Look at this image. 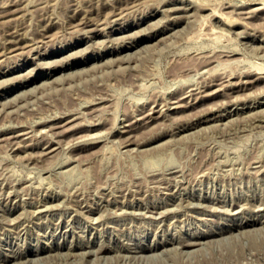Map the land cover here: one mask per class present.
I'll list each match as a JSON object with an SVG mask.
<instances>
[{
	"label": "rangeland",
	"instance_id": "1",
	"mask_svg": "<svg viewBox=\"0 0 264 264\" xmlns=\"http://www.w3.org/2000/svg\"><path fill=\"white\" fill-rule=\"evenodd\" d=\"M12 1H13V3H12ZM131 1L130 0H128V1L127 0H15V2H14V0H0V40H1L0 41V45L4 44V45L1 46V51L3 50L2 53H4V55L3 54H0V68H3L2 70L0 69V77L3 79L2 80L0 78V82L1 81L3 82L4 79L6 80V81H4V82H6V84H3L2 82L0 83L2 85V86H0V92H1L0 93V98H1L0 100L3 99L2 103H0V106H2L0 108V111H1L0 112V125H2L3 127H5V129H6L5 130L2 126H0V127L3 128V130H2V128H0L1 129V131H0L1 132L0 133V137H1L0 138L1 139L0 142H1V145L3 144L2 146L0 145V174L2 175L1 172H4V176H5L4 177L2 175L0 177V180L1 181L3 180V177H4V180L2 182L0 181V183H1L0 184L1 185L0 188L2 187V189L5 190V191L4 190L2 191L3 193L1 192L2 189L0 190V192H1L0 197L2 198V196L4 195L3 196V199L0 198V204H1V206H0L1 207V209H0V213H1L0 214V222H1V219L3 218L2 219V222L4 223V224L2 222L0 223L1 224V226H0V239L2 241V242L0 241V255L3 253L0 256V259L2 258L0 260L1 261L0 263L1 264H6V263L7 264H14V261H16V264H17V261H18L19 264H22V260H23V264H26V263H24V261L27 262V260H28V262L30 261L29 262L30 264H81L80 261L82 262V260H83V262H84L86 260L85 261L86 264H103V263L104 264H107V263L108 264H114V262H115V264H118V263L121 264L123 262H124V264H264V234L262 235V233L264 231L263 230V228H264V220H262V219H264V218H262V217H264L263 216L264 215V209L262 207V205L264 206V203H263L264 202V199H263L264 198V196H263L264 195V191H263V189H264V183H263L264 182V167H263V165H264V120H262V117H264V114H263L264 113V109H262V111H261V107L264 108V98H263L264 97V82H262V80L264 79V76H262L264 74V8H262L264 6L263 5L264 4V0H178V1L177 0H173V1L172 0H168V1L167 0H165V1L164 0H161V1L160 0H139V1L138 0L137 1L134 0V2L133 1L131 2ZM182 1H184V2H182ZM6 2H8V3H6ZM9 2H11L12 5L9 4ZM19 2H21V4ZM160 2H162V3L160 4ZM165 2H167V3H165ZM171 2H173V3H171ZM4 3H6V5ZM187 3L190 5V7L188 6ZM228 3H229V5L227 6L226 4H228ZM238 3H241L243 5H241V4H239L238 6L237 5H234V4H238ZM1 4L4 5V6L1 7ZM14 4L15 5L17 4L18 6L19 5L20 6L17 7V5H16L17 8L15 9L14 8L15 7ZM159 4H160V6L162 5L161 7L164 9V12L158 10V8L159 9H162L160 6H158ZM194 4H198V5H194ZM203 4H204V6H203ZM244 4H246V5L249 4L248 10H247V7L248 6H246ZM261 4L263 6H261ZM21 5H22V7H21ZM206 5H207V7H206ZM224 5H226V6L224 7ZM173 6H175V7H177V6L181 7L182 6V8H180L181 10L179 9V7L177 9H173L174 8ZM192 6L195 9L192 8ZM229 6L231 8L233 6H235V7H233L232 9H230ZM7 7H9V8H7ZM153 7L155 9H153ZM167 7H171L174 11L171 8L169 9ZM186 7H187V9H186ZM198 7L200 8V10H199ZM202 7H204V8L206 7V8L203 9ZM222 7H223V9H222ZM236 7H238V8H236ZM253 7L255 8V10H254ZM4 8H6V9H4ZM10 8L13 9V10H11ZM196 8L199 10L198 12L201 11L199 14H198V12L195 13L197 11ZM211 8H212V10H211ZM228 8L230 9V11H229ZM245 8H246V11H243V10H245ZM258 8H259V10H256ZM3 9H4V11H3ZM17 9L22 10L23 13H22V11L17 10ZM184 9H185V11H184ZM215 9H218L220 14L217 13L218 11L215 10ZM239 9H240V11L241 10L242 11L240 12ZM260 9H262L263 11L260 10ZM119 10L120 11L122 10V12H120ZM191 10L194 12V14H191L193 17L190 15ZM224 10L225 11L227 10V12L229 13V16H228V13L225 12ZM15 11H17L16 12L17 15H16ZM112 11H115V13L119 12L120 14L119 13L118 14H113L114 12H112ZM149 11H150L151 14L149 13ZM156 11H157V13H156ZM165 11H167V12H165ZM202 11H204V12H202ZM232 11H234L233 14H231ZM249 11H251V14H249L250 13ZM11 12H13V14H11ZM168 12L171 13V14H173V16L170 15ZM213 12H214V14L216 16L215 15L211 16L213 14ZM246 12L248 14H246ZM253 12H255V13H253ZM18 13L19 14L22 13V15L21 14L19 15ZM163 13H164V16L168 15V17L167 16L164 17L163 16ZM175 13H176V15H175ZM201 13H203V14H201ZM210 13H212V14H210ZM182 14H184V15H182ZM185 14H186V16L188 14L189 17L187 16V18H186ZM241 14H242V16H241ZM9 15H10V17H9ZM13 15H16V16L14 17ZM208 15H210L209 16L210 18H208ZM220 15H222V16L226 15L228 17L231 16L232 18L234 16H236V17L233 18L234 21H233L232 24H230L231 26L229 25L230 26L229 27V26H226V25L222 24L221 18L219 17ZM251 15H253V17ZM117 16H119V17H117ZM159 16L162 18V20H161V18ZM247 16H249V18H247ZM260 16H262V17H260ZM7 17H9V19ZM78 17H81V18H78ZM115 17H117V18H115ZM172 17H174V18H172ZM177 17H179L180 19L177 18ZM6 18H7V20H6ZM112 18L115 21L111 20ZM157 18L159 19L158 22H161V23H158V26L159 27H157V25H154V24H157V21H155L156 23L153 22V20L154 19L156 20ZM164 18H166V19H164ZM167 18L169 20H167ZM2 19H4V21ZM10 19L12 20L11 23H10V21L8 22V20H10ZM82 19H84V20H82ZM139 19H140V21H139ZM171 19L172 20L175 19L174 22ZM237 19L240 22L242 20L241 24H243V25H241L239 23V25L237 26V24H238V21L236 22ZM177 20H178V22H177ZM188 20H190V21H188ZM243 20H245V21H243ZM48 21H49V23H48ZM77 21H80V22L82 21V22L80 23V22H77ZM138 21L140 22L139 24H138ZM149 21L150 22H153V23L150 24ZM247 21H249V22H247ZM99 22L100 23L102 22V23L99 24ZM130 22L133 23V24H131ZM243 22L244 23H248V24H244ZM75 23H80V24L78 25V24H75ZM103 23H104V25L106 23V25H108V26H105L106 28L103 27L104 26ZM148 23L151 26H153V27H151V26H147L146 27V25H148ZM12 24H13V26H12ZM49 24H50V26H49ZM216 24H217V26H216ZM95 25H98V26L95 27ZM111 25H113V26L111 27ZM141 25H143V26H141ZM209 25H210V27H208ZM218 25H221V26H218ZM42 26L43 27H46V28H43ZM85 26L86 27H89V29L88 28L86 29ZM100 26H101V28H100ZM139 26L141 28H143V29H144V27L148 28V30H146V28L144 29L147 32H145V31L142 32V29ZM154 26H156L157 28L154 27ZM211 26H213V27H211ZM222 26H224V30L223 31L221 30V28L223 29ZM246 26H248L249 28L248 27L246 28ZM93 27H95L96 29L98 28L97 29L98 31L96 29H94ZM164 27H167V28H164ZM177 27H178V30H177ZM214 27L215 28L217 27L215 31L213 30ZM225 27L228 30H226ZM250 27L251 28L253 27L252 29H255V27H256V29H258V30L255 29L256 32L253 33L254 30H252ZM11 28L13 29V32L15 31L14 33L12 32V29ZM118 28H119V30H118ZM122 28H123V30H121ZM211 28H213V29H211ZM6 29H8V30L6 31ZM84 29L87 30V31H89V32L85 31ZM100 29H101V31H100ZM108 29H110V30H108ZM152 29H154L155 31L152 30ZM160 29H161V32H160ZM173 29L177 30V31H175L174 34H172L174 32ZM218 29L221 30L220 33L222 32V35H219L220 33H219V30ZM233 29H235V30L233 31ZM16 30L18 31V33H17ZM92 30L94 32H92ZM106 30H108L110 34L109 33H106L107 32ZM133 30H135V31H133ZM230 30H231V32L228 33L227 31H230ZM8 31H11V32H8ZM81 31H83V34L82 35L80 34V33H82ZM84 31H85V33H84ZM137 31L138 32L141 31V32L138 34ZM216 31H218V32H216ZM224 31H226L227 33L224 34L223 33ZM19 32H21V33L23 32L24 34L23 33L21 34ZM86 32L89 35H87L85 37L83 35H86ZM98 32H99V34H98ZM128 32L130 33L128 35V37L129 36H132L131 35L132 34L131 32H133V33L135 32L134 34H138V35H136V38H135V35H133L131 38L130 37L128 38L126 36L128 34ZM153 32H155V33H153ZM213 32L216 35H214ZM246 32H248L249 35L246 34ZM9 33L10 34L12 33L11 34V37L13 36L12 37L13 39L10 37V34ZM91 33L94 34V35H92ZM148 33H152V35L151 34H148ZM169 33H170V35H169ZM217 33H219V34H217ZM25 34L26 35H29L30 37L33 36L32 37V40H30L31 38H29V36H27L28 37V40H26L27 37L25 36ZM42 34H43V37H40V35L42 36ZM103 34H105V35L103 36ZM122 34H124L126 38L123 37ZM259 34H261L262 36L259 35ZM108 35L110 37H108ZM119 35H121V37L125 38V39H123V38L119 37L120 39L123 40L124 44H123L122 40H119V39H116L115 40L114 37L117 38ZM148 35L149 36L151 35V36L149 37ZM165 35L166 36L168 35L169 37L164 38ZM34 36H35V38H34ZM75 36H77V37H75ZM162 36H163V38H162ZM4 37H6L7 39L4 38ZM9 37H10V40H9ZM81 37H82V39H81ZM101 37L104 40L106 39V42H107V45L108 46L106 45V42L103 41V39L100 40ZM106 37H108V38H106ZM112 37L114 39H112ZM256 38H257V40H256ZM4 39H6V40L4 41ZM11 39H12V41H11ZM33 39H36V40H34V42H33ZM80 39H81V41H80ZM97 39H99L100 42H97L98 41ZM107 39H108V41H110L111 45L107 41ZM162 39H163V41H162ZM2 40H3L4 43L2 42ZM7 40H9L11 44L9 42H6ZM88 40L90 41L89 46H87V44L89 43ZM112 40H114V43H113ZM126 40H128V41H126ZM144 40H145V42H144ZM13 41H16V43L15 42L13 43ZM20 41H21V43H20ZM30 41H32L33 43L31 44ZM39 41L40 42H43V43L41 44ZM101 41H102V43H101ZM25 42H28L29 45L28 44L26 45ZM116 42H118V44H117L118 47L115 46L116 45ZM154 42H156V43H154ZM37 43L40 44V45H38ZM95 43L96 44L99 43V44L93 46L92 44H95ZM112 43H113V45H112ZM132 43H133V45H131ZM6 44H7V47H9V48L6 47ZM35 44H36V46L37 45L38 46L36 47ZM61 44H63V45H61ZM14 45H17V46L19 45V46L18 47L15 46V49H14ZM23 45H25V47ZM32 45H34L36 48L35 47L33 48ZM103 45H104V47H103ZM128 45H129V47H128ZM145 45H148V46L144 47ZM3 46H4V48H3ZM28 46H30L29 49H28ZM83 46H84L85 50H84ZM109 46H112V47H109ZM19 47H21V48H19ZM89 47H91V48L93 47V48L91 49ZM105 47H106V49H105ZM12 48H13V50H12ZM77 48H82L81 49L82 50L81 51V54L78 52L80 50H77V55L75 54V52H76L75 50ZM99 48H101V50ZM139 48L140 49L143 48V49L139 51ZM8 49L10 51H12V52L10 53ZM22 49H23V51H22ZM33 49H34V51H33ZM36 49L37 50L40 49L39 52L36 51ZM135 50H136V54L134 52ZM226 50H228V51H226ZM71 51H73L74 53L73 52L71 53ZM111 51H112V53H111ZM137 51H139V52H137ZM221 51L222 52L224 51L223 52L224 54H222ZM16 52H18V53L15 54ZM52 52H53V54H52ZM67 52L68 53L70 52L68 57L65 56V55H68ZM97 52H99V53H97ZM126 52L128 54L129 53H133L135 55L134 56L132 54L134 56V58H133V56L131 57V54H129V56H128V54ZM29 53H31V54H29ZM40 53H41V55H40ZM61 53H63V54H61ZM88 53H89V55H88ZM71 54H73V55H71ZM124 54H126V56ZM2 55H3V57H1ZM27 55H30V56H27ZM62 55H63V57H62ZM116 55L117 56L123 55V56H121L122 57L121 60H123V61L122 62L119 61L120 60L119 59L120 57L119 58L118 57L116 58ZM210 55H212L213 57L210 56ZM220 55H223V56L225 55L226 58H225V56L224 57L222 56L223 58L221 57L222 58L221 59L220 58ZM4 56H6V57L4 58ZM25 56L27 58H25ZM59 56L61 57V59L63 58L62 61L60 60ZM18 57H19V59H18ZM41 57H44V58H41ZM64 57L67 58L66 61H65ZM100 57H101V59H99ZM107 57H108V59L109 58L112 59V60L110 59L111 60V63H108V60L106 59ZM114 57H115L116 62H118V64H120V65L117 66L116 65L117 63H114L115 62ZM214 57H215V59L218 58V60H216V61H219L220 64H218L219 62H216L215 61ZM227 57H229L231 60L229 58L227 59ZM51 58H53V59L54 58H56V59L59 58L58 59L59 61H57L56 59H54V61L55 62L57 61L58 64L57 63L56 64H53L55 62L51 61V60H53ZM211 58H212V60H211ZM1 59H3V60H1ZM105 59H106L107 63L105 62ZM117 59H119V60H117ZM225 59H226V63H223L222 61L224 60V62H225ZM37 60H38V63H37ZM46 60L48 62V65H50L49 67H48V65H46L47 63L46 64L43 63ZM103 60H104L103 63H105L103 65L104 67L101 64ZM110 60H109V62H110ZM125 60H127V61H125ZM131 60H132V62H131ZM205 60H207V61H205ZM40 61L42 63H40ZM50 61L52 63H50ZM60 61L62 62V64L64 63L63 66L60 65L61 64ZM99 61H100V64L101 65H99ZM211 61H213L214 64ZM127 62L129 64L128 66H126L127 65ZM221 62H222V64H221ZM94 63H97V65L94 64ZM215 63L217 65H215ZM107 64H108V66L110 64L111 65L113 64L112 65L113 67H111V66H109V67L105 66ZM39 65L41 66V68H40ZM88 65H92V66H88ZM95 65H96V68H95ZM31 66L32 67L34 66L33 69H32ZM206 66L207 67L209 66V68L206 69ZM215 66H217V67H215ZM13 67H14L15 70L13 69ZM69 67H71V68H69ZM83 67L86 70H83L82 69ZM90 67H92V68H90ZM213 67H214V69H213L214 72H216L217 70L219 72L217 71V73H214L213 70H212ZM29 68H30V70H28ZM199 68H201V69H199ZM74 69L76 70L75 73H73L74 72ZM79 69L81 70V72H80ZM77 70H79V71H77ZM207 70L210 71L209 72V75L211 73V75H210L211 77H209L208 74H206L207 73ZM5 71H6V73H5ZM29 71H32V72L30 73ZM69 71H71V74H70ZM221 71H223V72H221ZM224 71L227 72V73H225ZM260 71L262 72V75H261ZM20 72L23 73V74H25V73L26 74L25 75L22 74L23 77H21ZM62 72H63V74H62ZM220 72L222 73V76H221V73ZM231 72H233V76H232ZM201 73H204L206 75L201 74ZM244 73H245V75H244ZM17 74H18V76L20 75V77L17 78L16 77ZM28 74H30V75H28ZM48 74H49V76H48ZM59 74L63 75L64 77L67 74V77L64 78L63 76H61ZM27 75H28V77H27ZM56 75L57 76L59 75L60 77L59 76L57 77ZM71 75H72L73 78H71ZM203 75L206 76L207 78L204 77ZM214 75H216V76L218 75L217 78H215L216 76H214ZM230 75L232 76V78H230ZM255 75L258 76V79H257V76L255 77ZM260 75H261V79H260ZM9 77L10 78L11 77L14 78V79L11 78V80H14L15 83H14V81H11ZM54 77H55V79H54L55 81L53 80ZM208 77H209V79H208ZM249 77H250L249 80H252L253 82L252 81H249V80H248L249 82L247 81V79ZM15 78L16 79H19V80H16ZM56 78H60V79L63 78V80L62 81L60 80V82H61L60 83L58 81L59 79H56ZM239 78H241V79H239ZM51 79H52V81H51ZM64 79L67 80L68 82L65 81ZM214 79H216V80H214ZM224 79H225V81H224ZM226 79H227V81H226ZM228 80H230L231 82L228 81ZM43 81H45L46 83L43 84L42 83ZM56 81H58L59 83L58 82L56 83ZM237 81L238 82L240 81L241 83L240 82L239 83L241 85ZM242 81L244 83H242ZM63 82H66V83H63ZM224 82H227V83H224ZM234 82H236L237 84L236 83L234 84ZM9 83H10V86H9ZM40 83H41L40 87L39 86H34V84L35 85H38ZM195 83H196V85H195ZM214 83L215 84L218 83V84L215 85ZM219 83H223L224 85L223 84L219 85ZM188 84H189V87H188ZM197 84H199V86ZM208 84H210V85H208ZM244 84H245V86H244ZM184 85L187 86V88H189V90H191V89H192V91L199 90V92H194V93L197 94V95H195L192 91H189ZM192 85H195V87L192 86ZM231 85H232V87H231ZM234 85H237V86H234ZM11 86H12V88H11ZM31 86H32L31 91L34 89V92H31L30 89H28V88H31ZM218 86H220L219 87V90H218V88H215V87H218ZM184 87L187 90V92L184 89ZM191 87H194L195 89L193 90V88H191ZM197 87L199 89L196 90ZM208 87H210V89ZM213 87H214V91L211 90V89H213ZM25 88H27V91L28 90L30 91V94H29V91L27 92L29 95L28 94H24L26 92V89ZM181 88H182V90H181ZM221 88H223V89H221ZM215 89H217L218 91H216ZM179 90L182 92V95H181V93H180ZM205 90H206V92H205ZM207 90H209V91H207ZM171 91H174V92L172 93ZM177 91L180 93L181 99H180V97H179L180 95H179V93ZM211 91L214 92V93H212ZM220 91L221 92L225 91V92H223V95H222ZM229 91H231V92H229ZM184 92L186 93V95H185ZM207 92H211V94L209 93L211 95V98H210V95L207 94ZM15 93H17L19 95L18 98H20V99H18L16 97L18 95H16ZM99 93L102 94V95H100ZM188 93H189V95L190 94L191 95L190 96L187 95ZM201 93H205V94H203L205 97H202V94ZM217 93H218V95H216ZM224 93L225 94L228 93V94L225 95ZM230 93H232L233 95H231ZM14 94L16 96H13ZM27 95H28L29 98L27 97ZM171 95H173V96H171ZM193 95H195L196 97L195 96L193 97ZM198 95H199V98H198ZM12 96L14 98H17L14 101L18 100L15 103L16 105L14 104V102H12L13 101L11 99ZM20 96H24V97H20ZM90 96H92V97H90ZM102 96H103V98H102ZM167 96H168V98H167ZM225 96L226 97L230 96L229 97V100ZM6 97L7 98L10 97L9 100H12L11 103H10V101L9 102L6 101V100H8V99H6ZM25 97H27V99ZM85 97H87V98H85ZM177 97H178L179 100L177 99ZM236 97L239 98V99H236ZM80 98L82 100L85 98V100H83V102H81L82 100ZM91 98L92 99L94 98L92 104L89 103V102L92 101ZM166 98H167V100L164 101V102L166 103L168 101L167 102L168 104L167 103L166 104L163 103V100H165ZM194 98H195V100H194ZM196 98H197V100H196ZM231 98H233L234 101L235 100H237V101L234 102L233 100H231ZM241 98H243V100ZM256 98L257 99L259 98V99L256 100ZM4 99H5V101H4ZM22 99H23V101H22ZM88 99H89V101H87ZM99 99H102L103 101L102 100L100 101ZM174 99H176V100H174ZM19 100H21V101H19ZM152 100H153V103H152ZM154 100L155 101L157 100L158 103H157V101L155 102ZM193 100H194V102H193ZM24 101H25V103H24ZM79 101L81 102V104H80ZM84 101L87 102L86 103L87 105L85 104ZM95 101L97 102L98 105L96 104ZM178 101H180V102H178ZM230 101H233V103L230 102ZM251 101H253V102H251ZM22 102H23V104H22ZM77 102H78V104H77ZM154 102L156 103V105H155ZM182 102H184V103L189 102L190 104L187 103L186 106H185ZM236 102L239 103V104H237ZM159 103L160 104L162 103V105H163L162 107L164 109L162 107H160L161 105ZM179 103H180V105H179ZM181 103H182V106H181ZM258 103H260V104H258ZM12 104H14V106H12ZM18 104L22 105V107H20V105H19V107L21 109L18 107L19 108V111H16V112H20V113H14L15 112L14 110L17 109V105ZM24 104L26 106V109L23 108L24 107L23 106ZM79 104L80 105H83V107H86V108H83L82 106L79 107ZM150 104H152V105H150ZM174 104H176V105H174ZM191 104H193V105L191 106ZM194 104L195 105L197 104V105L194 106ZM230 104H231V106H230ZM233 104L235 105L234 107H233ZM9 105H10V107H9ZM153 105L155 107H153ZM166 105H167V107L169 106L172 110L169 109V107L166 108ZM204 105L206 106L205 108H204ZM243 105H244V107H243ZM70 106H72V107L70 108ZM144 106L145 107L147 106V108H145ZM175 106H177V107L179 106V107L177 108ZM207 106H208V108H207ZM214 106H215V108H213ZM63 107H64V109L66 108V110H67V108L68 109L70 108V110H68V112H71L73 115L71 113H69V115H68L66 113L67 111L64 110ZM77 107L80 108L81 110L78 109ZM90 107H92V108H90ZM142 107H144L145 109L142 108ZM149 107L150 108L152 107L151 108L152 110L156 108L157 111H156V109H155V111L157 112V115L159 116V114H161L162 116L161 117L160 116L158 117L155 114V111H154L152 113L154 119L152 118V119H150L151 121L150 120L149 121L147 120V122H146V117L145 116H147L150 113L149 111L151 110V109H148ZM196 107H197V109H195ZM202 107H203V110H202ZM227 107L228 108L230 107L229 108L230 110ZM231 107L233 108L232 110H231ZM239 107H240V109H239ZM8 108H10V109L12 108V109L10 110ZM13 108H16V109L13 110ZM73 108L75 110H73ZM88 108H90V110H92V111H90ZM206 108H207V110H206ZM209 108L210 109H213V110H210L211 112H209L208 111ZM218 108L221 109V110H219ZM255 108H257V109H255ZM2 109H3V111H2ZM71 109H72V111H71ZM76 109H78L79 112H78V110L76 111ZM95 109H96V114L99 112L98 115L101 117V119H99L100 118L99 116H97L96 114H94ZM142 109H143L144 112L142 111ZM193 109L196 110V111H194ZM215 109L218 110V111H216ZM253 109L254 110H257V111L259 109L260 112L258 111V113H257ZM5 110L6 111L8 110L9 113L7 112L8 113L7 114ZM59 110H60V113H59ZM61 110H64V111L61 112ZM147 110H149V111H147ZM161 110H162V112L159 113V111H161ZM192 110H193V113H195V115L192 114V113H190V111L192 112ZM200 110L202 112H200ZM225 110H227V112ZM12 111H13V113H11ZM74 111L76 112V114L74 113ZM213 111H214V113H213ZM251 111L252 112L254 111L255 112V116L256 115L257 116L255 117L254 116V113H253V116H251V115L249 116V114H252ZM77 112H78L79 115H77ZM91 112H93V113H91ZM164 112H167V113H164ZM196 112H199V114L200 113L203 114V112H205L206 115L204 113L201 116V114L200 115L198 113L196 114ZM52 113L53 114L54 113L55 114L58 113L57 114L58 116L55 115V114L53 115ZM83 113H84V115H82ZM133 113L136 114V115H138L140 118L138 116H136V115H135L136 116L135 117ZM143 113H147V114L144 115V116H142ZM168 113H170L169 114L170 117H168L169 116V115H167ZM175 113H177V114H175ZM215 113H217V114L220 113V114H222V116L221 115H217V114L215 116ZM226 113H227V115H226ZM245 113H246L247 116L244 115ZM48 114H50V115L52 114L53 117H51L52 115L49 116ZM89 114H91L90 117H89ZM174 114L176 116H174ZM189 114L190 115L192 114V115L190 116ZM223 114H224V116H223ZM232 114L235 115L234 116L235 118L233 117ZM261 114H263V116H261ZM80 115H82V118H81ZM163 115L166 116V117H168L169 119L165 118ZM178 115H180V117L179 118H176V121L177 122L175 124H173L175 122L174 121L175 120V117H178ZM186 115H188V116H186ZM41 116H43L44 119ZM66 116L68 118L70 116L71 117H73V116H77L78 117L79 116L80 118L78 117V119H77V117H74L73 118L74 120L72 119L69 122L71 125L68 123V125H67L68 127L65 129V133H64V130L62 129L63 126H61V128L60 127L58 128V127H55L53 124L54 123L55 124L59 123L62 120V118L63 119L64 118H67ZM83 116H84V118L86 117L87 119L86 120L83 119ZM127 116H129V117L127 118ZM172 116L174 118L173 122H172V119H173ZM193 116L195 117V119L198 117L197 118L198 120L197 119L196 120L193 119L192 118ZM212 116H214V118ZM240 116H241L242 119H238V118H240ZM38 117H41L42 119L41 118H38ZM133 117H135V118H133ZM236 117H238V118H236ZM253 117H254V119L255 118L256 119L253 120ZM47 118H49V119H47ZM93 118L95 120L98 118L96 121L98 122V124L100 123L99 126H98L97 122L95 123V120ZM102 118H105V119L103 120ZM141 118L142 119H145V121L144 120L142 121ZM163 118H164V121L162 120ZM181 118L184 119V120H186V121L188 119V121L187 122L186 121L183 122L184 120H182ZM38 119L41 120V122ZM50 119H51L52 122L49 121ZM130 119H131V123H132L131 126H130V123H127V122L130 121ZM159 119H160V121H159ZM170 119H171V122L172 123H168V122H170L169 121ZM208 119H211V120L208 121ZM230 119H233V120H230ZM236 119L238 121H236ZM42 120H44V122ZM58 120H60V121H58ZM100 120H102V121L100 122ZM178 120L180 122V125L178 123ZM189 120H190V122H189ZM222 120H224V121H222ZM17 121H19V123ZM34 121H36V122H34ZM38 121L40 122L41 125L38 124L39 123ZM86 121H89V122H87V125H86ZM103 121H104V123H103ZM216 121L219 122V123L220 122H223V123L226 122V123L225 124H223V123L222 124H219ZM233 121H236V122H233ZM258 121H259V123L256 124ZM15 122L17 124H15ZM29 122L31 124H32V122L33 123H36L35 124V127L36 128H34V126H32L34 124L30 125ZM50 122L53 123V124H51ZM77 122H79V124L84 122L83 123L84 125L83 124H80V126H82V127H80L79 124H76ZM135 122H136L137 125L135 124ZM143 122H144V124H143ZM154 122H156V123L159 122V123L155 124ZM211 122L214 123V124L212 125ZM227 122H229V123H227ZM3 123H4V125L5 124L6 125L4 126ZM24 123H26V124L28 123L27 124V127H25L26 124H24ZM92 123H95V124L92 125ZM126 123H127V126L129 125L128 127L126 126ZM146 123H148L149 125L146 124ZM150 123L152 125L155 124V126L153 127ZM187 123H189L190 126L191 127L193 126V127L191 128L189 126V124L187 125ZM216 123L218 124L217 125L218 127L216 126ZM13 124H15L14 127H13ZM22 124H24L23 127H22ZM47 124L48 125L50 124V126H52V125L54 126V127L53 126L51 127L52 129H54L56 131V132H54V134H53V131L54 130H52L51 128H48L47 127L48 126ZM140 124H142V125L140 126ZM209 124H210V127H206L205 126V125L209 126ZM226 124H228V125H226ZM17 125H19V126H17ZM72 125H74V126H72ZM101 125H104V126L102 127ZM177 125H178V127L176 128L175 126H177ZM182 125L184 126V128L185 127L186 128L183 129V126ZM197 125H198V127H197ZM200 125L203 126V127H200ZM7 126H9V129L10 130L8 129ZM11 126L13 127V129H11ZM70 126H72V128ZM93 126H94V128H93ZM171 126H172V129H171ZM15 127H16V129H14ZM84 127H86V128H84ZM149 127L150 128L152 127V128L150 129ZM195 127H197L196 129H198V128H203V129L196 130V129H194ZM29 128H31L32 130L29 129ZM37 128H39L38 131H37ZM42 128H44L43 130H44V133L45 134L43 133ZM47 128L48 129H51V130L48 131ZM70 128L72 129L71 131L68 130ZM148 128H149V130H146ZM160 128H162V129H160ZM163 128H165V129L163 130ZM45 129H47V130H45ZM57 129L59 131H57ZM87 129L88 130L90 129V130L88 131ZM97 129L98 130L100 129V130L98 131ZM101 129L103 131H107V132H104L105 134L104 133L102 134L100 132V131H102ZM121 129L124 132L123 131L121 132ZM192 129H194V130H192ZM20 130L21 131L22 130H24V131L27 130L26 131L27 134H25L26 136L29 135V133H30V135L27 138H25L26 136L23 134V135H21L23 138L21 137V140H17L18 142H20L19 143L20 145L21 144L22 145L26 144V141H27V144H26L27 146L26 145H24V146H22V145L21 146H18L19 145L18 143H14V141L12 139H9L8 138V135H10L11 133H13V131L16 132V131H20ZM111 130H112V132H111ZM145 130H146V132H145ZM170 130H172V131L170 132ZM66 131H67V134H69V135L66 134ZM75 131H76V133L78 132L77 135H76ZM130 131H133L134 133L133 132H130ZM153 131H154L155 134H153ZM157 131L160 132V134L158 133L159 135L156 133ZM162 131H164V133L166 132V134H163ZM31 132H32V135L33 136L35 134L37 135V133H38L37 136L36 135L34 136L37 139H35L34 137L32 138ZM33 132L35 134H33ZM84 132H86L87 134L86 133L84 134ZM94 132H96V135L98 134L97 135L98 138L96 136L94 137V135H95ZM114 132H117V133H114ZM151 132H152V136H151ZM2 133H4V134H2ZM39 133H41L42 138H41V136H40ZM90 133L94 137V138L92 137L93 139H91L90 137L88 138V136L90 135ZM99 133H101V135H99ZM119 133H121V134H119ZM132 133L134 135H131ZM139 133H141L140 136L142 135V137H139L138 136ZM185 133H188V134L186 135ZM46 134H48V135H46ZM57 134H59L60 136L58 135L59 136L58 137ZM80 134H82V135H80ZM127 134H129L128 136L131 135V137H130L132 139L131 141H130V138L127 136ZM147 134H148V137L150 136L149 138L148 137L146 138ZM161 134H163V135H161ZM180 134H182V135H180ZM52 135L53 136L55 135V137L58 138V139H56L55 137L52 138ZM63 135H64V137H62ZM78 135H79L80 138H82L81 141L78 140L79 139ZM169 135H171V136H169ZM6 136H7V138H6ZM45 136L47 138H49L48 141H47V138ZM48 136H50L52 139L50 137H48ZM86 136H87V138H86ZM99 136H100V138H103V139H100ZM118 136L119 137H122V139L124 138L125 141H124V139L123 140L120 139ZM179 136H181V137H179ZM182 136H184V137H182ZM2 137L4 139H6V141L3 140ZM61 137H62V139H61ZM66 137H68V140H67ZM83 137H85L86 139H88V141H86V139L83 138ZM117 137L119 138V141H118V139H115ZM135 137H138V138H135ZM153 137L154 138L156 137V140ZM69 138L70 139L73 138V140L72 139L69 140ZM139 138H141V139H139ZM143 138H146V139H143ZM174 138H177V139H174ZM19 139H20V137H19ZM23 139H24V141H23ZM90 139H91L92 143H91V141H89ZM94 139L95 140L97 139L96 140L97 142ZM112 139H113V141H111ZM134 139L137 140V142H135ZM7 140L8 141L11 140V141L8 142ZM30 140L32 141V145L31 146L29 144V143H31ZM35 140H37L38 143H37V141L35 142ZM40 140H41V142H40ZM49 140H51V141L49 142ZM63 140H65L66 142L65 141L63 142ZM83 140H84V142H83ZM98 140H100V142ZM114 140H116V141H114ZM42 141L44 143L47 142V143H45V144H47L46 147H45V144ZM139 141H141V143L144 144V145H142ZM33 142H34L35 145L33 144ZM56 142L59 143L60 145L59 144H56ZM70 142H72V143L69 144ZM75 142H76V144H75ZM85 142H87V144ZM114 142H116V143H114ZM131 142H134V143H131ZM127 143H128V145H127ZM136 143H139L138 146H137ZM92 144H94V145H92ZM8 145L11 148L8 147ZM13 145H15L17 149L14 148L15 146L13 147ZM42 145H44V146H42ZM48 145L51 148L53 147V149H52L53 151H49V152L47 151L48 150V148H47ZM57 145H58L59 148L58 147H54V146H57ZM62 145H64L65 147H63ZM73 145L75 146V148H74ZM80 145H81L82 148L80 147ZM154 145L156 146L155 148H154ZM25 146H26V149H25ZM132 146H135V148L132 147ZM144 146H146V147L148 146L147 148L150 149V151L148 149L149 153L147 152V148L144 147ZM151 146H152L153 149L151 148ZM20 147H21V149H19ZM41 147H42V150H41ZM69 147H70V149H72V151L69 149ZM127 148H130V149H127ZM133 148H134V150H133ZM56 149L57 150L59 149L58 152L60 153V155H59V153L57 151H55ZM61 149L63 151H61ZM25 150L27 151V154H26ZM89 150L91 151L90 153H89ZM138 150H140V151H138ZM141 150H142V152H141ZM152 150H153V152H151ZM36 151H38V152H36ZM43 151H45V152H43ZM79 151H81L80 152V156H79ZM93 151H94L95 155H94V153H92ZM95 151H97V152H95ZM136 151H138V152H136ZM35 152H36V154H35ZM52 152H54V153L56 152L55 153L56 155L54 153L52 154ZM71 152L73 153V155L75 153L76 157L73 156ZM84 152L85 153L87 152L88 154L86 153V155H84L85 154ZM15 153H16V155H15ZM28 153L31 154V155L33 153L32 157L35 156V155L36 156L34 158H32V157H30L31 155L29 156ZM38 153H41L42 155L41 154L40 155H37ZM47 153L50 155L52 161H49L50 158H48V155L46 156ZM81 153H83V154L81 155ZM25 154L27 156L23 157ZM89 154H91V155H89ZM144 154L146 156H143ZM52 155H55V156H52ZM69 155H72L73 157H75L77 159L74 160L75 158H73L72 156L70 158ZM92 155H94L93 157H96V158H93ZM96 155H98V156H96ZM38 156H41V159ZM42 156H43V158H42ZM258 156L260 157V159L258 158ZM86 157L89 158V159L91 157L92 158L89 161V159H87ZM253 157H256V158H253ZM54 158H55V160H54ZM63 158L66 159V161ZM69 158L71 159V161L73 159L74 162L73 161L72 162L71 161L68 162V160H70ZM81 158L82 159L84 158V159L82 160ZM85 158H86V160H85ZM56 159H58L57 162H56ZM254 159H256V160L259 159V161L258 160L256 161ZM28 161H30V162H28ZM62 161H65L64 162V165H59V164H63ZM87 161H89V162L86 164ZM54 162H56V164H54ZM260 162H261V166H259V168H258V165H256V163L260 164ZM65 163H67V165ZM75 163H77V165H75ZM250 163H251V165H250ZM72 164H74V165H72ZM253 164H254V166H253ZM67 166L68 167L75 166V167H73V169L71 168V170H70ZM176 166H177V168H176ZM251 167H253V168H251ZM3 168H4V170H3ZM66 168H68V170ZM162 169H164L165 171L162 170ZM172 169H174V170H172ZM178 169H179V171H178ZM160 170H161V172H160ZM167 170L168 171L170 170L169 171L170 173ZM203 170H204V172H203ZM260 170H262V171H260ZM153 171H157V172H155V174L152 176ZM158 172H160V173H158ZM176 172L180 173L182 177L180 176V174H178ZM200 172L202 173V175H200L201 174ZM156 173H157V175H156ZM164 173H166V174H164ZM172 174H173V176H172ZM176 174H178V175H176ZM158 175H160V177L162 178V181L163 182L161 181V178ZM164 175H166L167 177L164 176ZM145 177H147V178H145ZM150 177L153 178V179H150ZM169 177H174V178L172 179V178H169ZM157 179H158V181H157ZM170 179H171V181H170ZM175 179H178V180H175ZM159 180L161 181V183H159L160 182ZM4 181H6V182H4ZM145 181L148 184L145 183ZM174 181H176V182H174ZM178 181L179 182L181 181V183L177 184ZM9 182H10V184H9ZM11 182H13V184H11ZM168 182H170V184ZM172 182H174L175 184H173ZM2 183H3V186H2ZM140 184H142V185H140ZM151 184H152V186H150ZM156 184H157V186L155 187L154 185H156ZM165 184L166 185L168 184L166 186L167 188L164 186ZM11 185L12 186L14 185V187H13L14 189L12 188ZM129 185H131V186H129ZM132 185H135L137 187V189H135L136 187H134ZM8 186H9L10 189H8ZM140 186L142 188H140ZM180 186L182 188V192H181ZM27 187H28V189H27ZM128 187H130L132 189L134 188V190L131 189L134 193L131 192L130 188H128ZM261 187L263 188L262 190H261ZM29 188H30V190H29ZM120 188H123V190L120 189ZM124 188H125V190H124ZM127 188H128V191H127ZM144 188L146 190H148V193H146L147 191L145 192L144 190H142ZM168 188H169V190H168ZM187 188H189V189L186 190V191H184ZM192 188L194 190H191ZM12 189L15 190V191H12L10 193L8 190L11 191ZM25 189H27L29 192L31 191L32 194L29 193V192L27 193V191ZM81 189L82 190L84 189L85 191L84 190L82 191ZM22 190H23V194H22ZM72 190H74V191H72ZM135 190H138L137 191L138 193ZM141 190L143 191V193H142ZM172 190H174V191H172ZM211 190H213V192ZM254 190H255V192H254ZM6 191H8L10 194H6V193H8ZM36 191H38V194L36 193ZM98 191L101 192L103 195L101 193L98 194ZM122 191H126V193L124 194V192H122ZM166 191H167V193H166ZM199 191H202V194L203 195H201V192L199 193ZM208 191H209V193H208ZM214 191H216V192H214ZM16 192H18L20 194L18 195V193H16ZM40 192L43 195L40 194ZM56 192H57V194H56ZM72 192H73V194H71ZM74 192H76V193H74ZM78 192H79V194H78ZM83 192L85 194H83ZM87 192H88V194H87ZM105 192H107V193H105ZM154 192H156L158 195H160L159 196L160 198L157 197L158 195L156 193H154ZM160 192H161V194H160ZM163 192L165 194H163ZM171 192H172L173 195L171 194ZM252 192H253V194L254 193L256 194V193H259L260 192V194H256V195L254 194L253 195ZM262 192H263V195L261 194ZM25 193L31 195L32 197L31 196H28V195H25ZM67 193L70 194V195H67ZM81 193L83 194L84 197H83V199H81L82 198L81 197L82 195H81L80 196L81 198L78 201L77 197ZM110 193H111V196H110ZM135 193H137V194H135ZM144 193L146 194L147 197L144 196L145 195ZM198 193H199L200 197H199ZM15 194L17 196H19V197H17ZM65 194L67 196H72L73 198L70 200L71 197L70 198L68 197L69 198L68 199L67 196H65ZM76 194H78V195H76ZM120 194H121V196H120ZM184 194H186V195H184ZM189 194H190V196H189ZM204 194H207L208 196L207 195L205 196ZM230 194L233 195V197L230 198V196H231ZM251 194L254 197L251 196ZM22 195H23V198L24 199L22 198ZM61 195H63L64 197L61 196ZM88 195H90V196L88 197ZM92 195H93V197H92ZM98 195H100V196L102 195V196L100 197ZM133 195L135 197L134 199L132 198ZM137 195L138 196L140 195L139 196V199H138ZM174 195H176V196H174ZM211 195H212V197H211ZM215 195H217L219 197L217 198V196H215ZM247 195H249V196H247ZM257 195H258V197L260 195L263 197V198H260V200L262 199V201H261L262 204L260 203L259 198L256 197ZM25 196L26 197L28 196V198H26ZM43 196H44V199H46V201L48 203H46V201L44 199H42ZM54 196H56V197H54ZM109 196L111 197V199L109 198ZM115 196H116V198H115ZM179 196H181V197H179ZM191 196L195 200L189 199V197L191 198ZM214 196L216 198L215 199H212V198H214ZM4 197H6V198L4 199ZM8 197H9V199H8ZM122 197H124L125 200ZM126 197H128V200H127ZM140 197H142V198H140ZM156 197H157V199H156ZM162 197H164V199ZM165 197L169 200V202H168V200ZM195 197H199L201 199H198V198H195ZM10 198H11V200H10ZM12 198L13 199L15 198L14 201H12L13 200ZM30 198H31V200H30ZM33 198H34V200L36 202L32 200ZM52 198H53V200H52ZM86 198L88 200L89 199L90 200L89 201H86L87 200ZM97 198H102V199L101 200L100 199L97 200ZM131 198H132V200H131ZM181 198H183L185 200H183ZM241 198H243L244 201L246 200L245 202L247 203V206L252 203V205H249V206H250V208H251V206H253L255 209L252 207L253 209L251 210L249 207L244 206V205H246V203ZM254 198H256V199H254ZM38 199H39V201L40 200L41 201L38 202L37 201ZM63 199L66 200V201H63ZM106 199H108V200H106ZM143 199L145 200L144 201L145 203L147 201L149 203L147 202L146 203L147 205H146L142 201ZM150 199H153V200H150ZM188 199L191 201V203L189 202ZM205 199L208 201V204L210 202V205L207 204V201ZM210 199L212 201H210ZM221 199H223V200H221ZM20 200H22V201L24 200V201L22 202ZM42 200H44V201H42ZM60 200H62V201H60ZM67 200H68V202L70 201V204L72 203L70 205L71 206V209H70V206L69 207L67 206V204L69 205V203L67 202ZM72 200L73 201L75 200L74 203H73ZM81 200H82V203H81ZM91 200H92V202L94 204L90 202ZM99 200L101 202H103V201L104 202L101 203ZM159 200H161L160 201L161 203L159 202ZM170 200H173V201H171L172 203L170 202ZM225 200H227V201H225ZM257 200H258V202H257ZM2 201L6 202V203H4ZM106 201H107V204L105 203ZM108 201H109L110 206L108 204ZM121 201H123L124 203L122 202V204H121ZM135 201H137V202H135ZM186 201L188 202V206L186 204L187 203ZM198 201H200V202H198ZM231 201L232 202L234 201V202L232 203ZM252 201H254L255 203L252 202ZM33 202H35V205H34ZM41 202H43L44 204L41 203ZM51 202L52 203L53 202L54 203L55 202L58 203V204H54V203L51 204L52 206L55 205L53 207H56L55 210H53V211H52V209H54V208L51 207V205H50ZM64 202H67V203L64 204ZM176 202L177 203L179 202V204L177 205ZM194 202H195L196 205L194 204ZM215 202L218 203L219 205L216 204ZM235 202H237V203L240 202L239 204H242V205L244 203V205H243L244 207L240 208V206L238 204H236ZM9 203L11 205L13 204V206H15V207H13L11 205H8ZM18 203L20 205H22V204L23 205L22 206L19 205V208H18L17 207V204ZM60 203H61V205H60ZM62 203H63L64 206L62 205ZM132 203L133 204L135 203L136 205L135 204L133 205ZM137 203H139V205H137ZM159 203H160V205L162 204L161 205L162 207L159 205ZM166 203H167V205H166ZM173 203H174V205H173ZM181 203H182V205H180ZM197 203H199V204H197ZM258 203H260V204H258ZM2 204H3V207H2ZM47 204L50 205L49 206V207H51L50 209H49V207L47 208V206H48ZM73 204H75L77 206H75ZM78 204L80 206H82V207L80 208V206H78ZM84 204H85V206H84ZM88 204H92V205L90 206ZM154 204H156V206ZM201 204L202 205L203 204L204 205L206 204L207 206L205 207V206H202ZM221 204H222V206H221ZM230 204H231V206H230ZM257 204L260 205V206L258 207ZM56 205H58L61 208H59ZM93 205L96 206V207L94 208ZM102 205L103 206L105 205L106 208H105V206L103 207ZM151 205H153V206H151ZM223 205L224 206L227 205V206L226 207H223ZM6 206L7 207L9 206L8 209H6L7 208ZM36 206H37L38 209L36 208ZM39 206H40V208H39ZM88 206L90 207V209H88ZM122 206H124V207H122ZM185 206H186V208H185ZM198 206L201 207V208H199ZM215 206H217V208H219V209L221 208L220 211H219V209H216ZM12 207H13V209H12ZM42 207L45 210L41 209ZM108 207H110V209ZM163 207H165L166 209L163 208ZM167 207L173 208L172 210L169 209L170 210V213H169V210H168ZM222 207L225 208V210H222L223 209ZM260 207H262V208L260 209ZM30 208H32V209H30ZM35 208H36V212H35ZM76 208H78L77 210L80 211V212H83V210H85V208H86V210L82 213V214H84V213L85 214L84 215L81 214V217H80L79 216V213L80 212H77L78 216H76V213H75L77 211ZM92 208H93V210H92ZM102 208H104V212H102V210H103ZM127 208L129 209V211H128ZM135 208H136V210H135ZM211 208H213V211L216 210V213H215V211L213 212L211 210ZM226 208H227L228 211H226ZM228 208H230V209H228ZM236 208L238 209V211H239V208H240V211L241 212L240 211L239 212L236 211ZM247 208H249L250 210L247 209ZM256 208H259V209L256 210ZM60 209L61 210L63 209L62 212H60L61 211ZM121 209H124V211L126 210L127 213H126V211L124 212ZM131 209H133V210H131ZM149 209H151L152 211H150ZM162 209L165 210L164 215H163V212L162 211H161L162 213H158ZM234 209H235V211L237 213L234 211ZM31 210H33V212ZM37 210L38 211L39 210H41V211L43 210V211L42 212L39 211L40 212L39 213ZM65 210H66V212H65ZM130 210H131V212H130ZM138 210L139 211L142 210V211L139 212ZM153 210H156L157 213H156V211H153ZM166 210H168V211H166ZM20 211H22L21 214L23 213L25 215L24 216H23V214L22 215H18L17 212H20ZM46 211H47V214H46ZM67 211H69V212H67ZM133 211H136V213L135 212L133 213ZM230 211L232 213L234 211L236 214L235 213L232 214ZM244 211H245V213H243ZM27 212L30 213L29 214L30 217H29V215H28ZM34 212H35L36 215H38V217L36 215L34 217L32 216V215H34ZM88 212H90V213H88ZM91 212H93V213L91 214ZM137 212H139V213H137ZM143 212L145 213V215L142 214ZM150 212H152L151 213L152 214V217L150 215ZM212 212L214 214H212ZM2 213H3V216H1ZM5 213L7 215H9V216H7ZM31 213H32V215H31ZM51 213H52L53 217H52ZM100 213H102L103 216ZM239 213H240V215L242 217L239 216ZM256 213H258V214L256 215ZM4 214L6 215V217H5ZM13 214H15V217H16V214H17V216H18V217H16L17 219L14 217ZM41 214L44 215V216H42ZM59 214H62V215L65 214V215H63V216L61 215V217H60ZM70 214H72V215H70ZM87 214H88V216H89L90 219L88 218V216H86ZM157 214L158 215L161 214V215H159L160 218H159V216H157ZM251 214L254 215V216H252ZM40 215L43 217L44 222H42L43 220H42V217ZM100 215H101V219L102 220L99 219L100 220L99 221L98 220V216L100 217ZM234 215H235V218H234ZM21 216H22V218H20ZM68 216H69V218H72V219H69ZM71 216H73V217H71ZM84 216H86V217H84ZM91 216H92V219H91ZM104 216H105V218L103 219ZM107 216H108V218H107ZM163 216H165V217H163ZM228 216H229V218H228ZM12 217H13V219H12ZM25 217L29 221H27L26 219H24ZM76 217H78V219ZM93 217H94V219H95V217H97V219L94 220ZM207 217L208 218L209 217H211V218L214 217V218L213 219H210V218L207 219ZM224 217L225 218L227 217V219L225 220ZM7 218H9V219L11 218L10 221H9V219H8V221H6L5 219H7ZM19 218H20L21 221L19 220ZM39 218H41L42 221H40ZM73 218H75V219H73ZM219 218H221V219H219ZM23 219L25 221H23ZM51 219H52L53 222L50 221ZM245 219H246V221H245ZM12 220H13V223H12ZM72 220H75V221H72ZM88 220H89V222H88ZM93 220H94V222H92ZM96 220H98V221H96ZM108 220H110L109 223H108ZM210 220L212 221V223H211ZM217 220H218L219 223L217 222ZM238 220H240V221L238 222ZM255 220H256V222H255ZM30 221H32V222H30ZM208 221H210V222L208 223ZM213 221H215V222H213ZM226 221H228V222H226ZM9 222H11V224H8ZM38 222H41V223H38ZM241 222H244V223H241ZM95 223H97V224H95ZM251 223H253V225ZM259 223H260V227L257 226V225H259ZM34 224L36 225L37 228L35 227ZM54 224L56 226H54ZM58 224H59V226H58ZM217 224L218 225L220 224V225L218 226ZM222 224H226V225H222ZM232 224H234V225H232ZM238 224H239L240 227L238 226ZM71 225H72V227H71ZM104 225H106V226H104ZM107 225H110V227L108 228ZM15 226H17V227H15ZM68 226H70V227H68ZM89 226H90V228H88ZM93 226H94V228H92ZM222 226H224V227H222ZM227 226H229V227L227 228ZM261 226H262V229H261ZM9 227L12 228V230ZM14 227H15V229H14ZM18 227H20V228L22 227V228L20 229ZM98 227L99 228L101 227L100 230H102V231H100ZM249 227H251V229L247 230ZM256 227H257V230H258L259 233L257 232V230H255ZM7 228H9V229H7ZM72 228H73V230H72ZM75 228H77V230ZM205 228H207L206 229L207 231L205 230ZM241 228H242L243 231L246 229L244 231L245 234H244L243 231H241ZM18 229H19V231H18ZM40 229H41L42 232L39 231ZM58 229H59L60 232L58 231ZM103 229H104V231H103ZM185 229H186V231L188 233L185 232ZM221 229H222V231L224 233H222V231H220ZM105 230H107V231H105ZM194 230H195V233H194ZM199 230H200V232H199ZM260 230H263V231H260ZM93 231H96L97 233L96 232H93ZM115 231L117 233H115ZM210 231H212V232H210ZM246 231H247V233H246ZM252 231H256L259 235L256 234V232H252ZM37 232H39V234ZM40 232H41V234H40ZM74 232H76V233L74 234ZM82 232H84V234H86V235H84ZM98 232H99V234L101 236L103 235L105 237L104 238H103V236L101 237L98 234ZM104 232H105V234H103ZM215 232H217V233H215ZM234 232L237 233L238 235L237 234H232ZM250 232H252V233H250ZM45 233L47 235H45ZM78 233H80L81 236H79ZM89 233H92V234H89ZM241 233H243L244 236ZM249 233L251 234V236L248 235ZM15 234H17L18 237ZM73 234H74V236L72 237ZM164 234H165V236H163ZM180 234L182 235V238L183 239L181 237H178V236H181ZM183 234H184V236H183ZM12 235H14L15 237L12 236ZM50 235H51V237H50ZM61 235H64V236L61 237ZM90 235H92V236H90ZM172 235H173V237H171ZM224 235L225 236L227 235L226 236L227 239L231 235V239L229 238V241L228 240L227 241H224V240H226V237H225V239H223L224 237H222ZM235 235L237 237H233ZM107 236H109V237L112 236V237L109 238ZM242 236L244 238H241ZM35 237H38V238H35ZM53 237H55L54 238L55 240L53 239ZM147 237H149V239H147ZM152 237H153V239H152ZM156 237H158L159 239L156 238ZM160 237H163V238L160 239ZM187 237H189L188 238L189 240L187 239ZM212 237H214V238H212ZM58 238L60 240H62V241H60ZM65 238H66V240H65ZM79 238H81L80 241H79ZM120 238L123 241L125 240V243L123 242L124 244L121 242ZM131 238H133V240ZM176 238H177V241H179V242L176 241ZM180 238H181V240H183V241L185 240V241L184 242L181 241ZM209 238H210V241H209ZM216 238H218V239H217V242L214 244ZM235 238H238V239H235ZM4 239H6V240H4ZM103 239L104 240L106 239V240L104 241ZM186 239H187V241H186ZM196 239H198V240H196ZM211 239H212V241H211ZM213 239H215V240H213ZM221 239L223 241H221ZM191 240L193 242H196V245L195 246H194L195 243H192L191 244V242H192ZM46 241H47V243H46ZM88 241H90V242H88ZM150 241L152 242L153 245L150 243ZM158 241H160V242H158ZM180 241L183 244L180 243ZM188 241H189V243H188ZM200 241L202 243L203 242L206 243V241H207L206 244L203 243L204 246H206V248H203L202 247L203 244H201ZM16 242L18 243V245H17ZM27 242H29V243H27ZM56 242H57V244L59 246L56 244ZM66 242H68V243H66ZM127 242L130 245V246L128 245V247L125 246L127 244ZM170 242H172V243H170ZM186 242L188 244H190V246L189 245L187 246L186 245L187 244ZM1 243H2V245H1ZM36 243H37L38 246L36 245ZM72 243H73V245H71ZM74 243H76V244H74ZM89 243H91V245H89ZM134 243H136V244H134ZM142 243H144V244H142ZM20 244L22 246H20ZM52 244H53V246H52ZM54 244H56V246ZM67 244H69V245L67 246ZM82 244H83V246H82ZM98 244H101V245L98 247L97 246ZM109 244H112V245L109 246ZM178 244H179V247L177 246ZM209 244H210V246H207ZM211 244H213V245L211 246ZM84 245H86V246H84ZM144 245H146V247ZM154 245H155L156 250L154 248ZM1 246L3 248H1ZM11 246H14V247H11ZM29 246H31L32 248L29 247ZM40 246H43V248L40 247ZM61 246H63V247H61ZM77 246H79L80 248L77 247ZM81 246L83 247V249L81 248ZM96 246H97V248H96ZM102 246H104V248ZM115 246H117V247L115 248ZM131 246L135 247L136 249L135 248H132ZM176 246L179 249L176 248ZM51 247H52V250L50 249ZM57 247H58V249H57ZM109 247L112 249V251H111V249ZM143 247H145V248H143ZM148 247H149V249H148ZM169 247H171L170 249H172V250H169L168 249ZM172 247H174V250H173ZM23 248H25V249H23ZM36 248H38V250ZM65 248L66 249L68 248L70 251L68 249L66 250ZM85 248H87V249H85ZM91 248H93V249L96 248L95 249L96 252L93 249L91 250ZM122 248H124V249H122ZM165 248H167L168 250L167 249L164 250ZM193 248H196L197 249L196 250V253H195V251H193V250H195ZM11 249L12 250L14 249L13 252L11 251ZM115 249H117V250H115ZM130 249H132V250L130 251ZM150 249H151V251H149ZM2 250L5 251V252H3ZM22 250H24V253H23ZM49 250H51V251L48 252ZM60 250L62 252L65 251L66 253H68L67 251H69V253L71 252V250H73V251L71 252L72 254L71 253L70 254L69 253L67 254L68 256H70L68 258V257H66L67 256L66 253L64 252L65 255L63 256L62 255V252ZM88 250H90L89 253H88ZM161 250H164V251L160 252ZM182 250H185L186 253L185 252L182 253L181 252ZM21 251H22V253H21ZM36 251H38V252H36ZM58 251L61 254L58 255V253H57ZM74 251H75V254H74ZM82 251L84 253V256H83L84 259L83 258L80 259L82 257V253H81V255L79 254L80 256L78 255V252H82ZM153 251H156L157 252V254H156V252H154L156 254V256H154L155 254L153 253ZM190 251H191V253L193 255L187 254L188 252L190 253ZM14 252H15V254H14ZM35 252L37 254H35ZM91 252H92V254H91ZM94 252L97 253V254H95ZM5 253H6V255H5ZM106 253L109 256H106ZM141 253L144 255V257H143V255H141ZM150 253H152L153 256L150 255ZM162 253H164V255ZM7 254H8V256H7ZM10 254H11V257H10ZM38 254L40 255V257H37L36 258V255L39 256ZM45 254L46 255L48 254V255L46 256ZM52 254L56 255L57 257L54 256V255H52ZM76 254H77L78 257L76 256ZM116 254H117L118 257H116ZM124 254H127V255L130 254L131 256L128 255V258L129 257H132L133 259L132 258L131 259L130 258L127 259L126 258L127 255H124ZM133 254H135V255H133ZM146 254H149L150 256L149 257H145V256H147ZM159 254L160 255L162 254L163 256L160 257ZM12 255L13 256L15 255L16 257L15 256L12 257ZM42 255L43 256L45 255L44 258H46V260H44V258H43ZM60 255H62L61 257H63V258H61ZM88 255L91 256V257H88ZM119 255H120V257H119ZM138 255H140V257ZM58 256H59V258H58ZM74 256L77 257V258H79V259L75 258ZM112 256L116 260L115 259H112ZM135 256L136 257L138 256L137 257V260H136V257ZM22 257H24V259ZM27 257L28 258L31 257L32 260H31V258L30 259H27ZM49 257H50V259H49ZM108 257H110V258L108 259ZM141 257H143V260L140 259L141 260L140 261L138 258H141ZM35 258H36V262L34 260ZM71 258L74 259V260H72ZM91 258H92L93 261H90ZM100 258H102V259H100ZM105 258L108 259L109 261L106 260ZM118 258H119L120 261H118ZM145 258H148V259L145 260ZM156 258L157 259L159 258V260H156ZM4 259H5L6 263H5ZM14 259H17V260H14ZM70 259H71V262H70ZM75 259L78 260V263H77V260L75 262ZM104 259L106 260V262H105ZM123 259H125V260L123 261ZM149 260H150V262H149ZM151 260L155 261V263H153ZM72 261H74L75 263L74 262L72 263ZM87 261H88V263H87ZM99 261H101V262H99ZM121 261H123V262H121ZM28 262H27V264H29ZM83 262H82V264H84Z\"/></svg>",
	"mask_w": 264,
	"mask_h": 264
},
{
	"label": "bare ground",
	"instance_id": "2",
	"mask_svg": "<svg viewBox=\"0 0 264 264\" xmlns=\"http://www.w3.org/2000/svg\"><path fill=\"white\" fill-rule=\"evenodd\" d=\"M127 1H128V0H127ZM130 1H131V0H130ZM132 1L134 2V0H132ZM132 1H131V2H132ZM136 1H137V0H136ZM138 1H139V0H138ZM160 1H161V0H160ZM164 1H165V0H164ZM167 1H168V0H167ZM172 1H173V0H172ZM177 1H178V0H177ZM14 2H15V0H14ZM162 2H163V1H162ZM162 2H160V4H161ZM182 2H184V1H182ZM182 2H181V3H182ZM189 2H190V1H189ZM189 2H188V3H189ZM259 2H260V1H259ZM6 3H8V2H6ZM6 3H4V4L6 5ZM12 3H13V1H12ZM17 3H18V2H17ZM19 3L21 4V2H19ZM22 3H23V2H22ZM127 3H128V2H127ZM165 3H167V2H165ZM169 3H170V2H169ZM169 3H168V4H169ZM171 3H173V2H171ZM174 3H175V2H174ZM188 3H187V4H188ZM191 3H192V2H191ZM241 3H242V2H241ZM241 3L234 4V5H237V6H238V5L241 4ZM9 4H11V2H9ZM160 4H159L158 6H160ZM176 4H177V3H176ZM184 4H185V3H184ZM189 4H190V3H189ZM189 4H188V6L190 7ZM192 4H193V3H192ZM231 4H232V3H231ZM7 5H8V4H7ZM11 5H12V4H11ZM14 5H15V4H14ZM16 5H17V4H16ZM16 5H15V7H14L15 9H16L17 7L20 6V5H19V6L17 5V7H16ZM133 5H134V4H133ZM194 5H198V4H194ZM194 5H193V6H194ZM226 5L228 6L229 3L226 4ZM226 5H224V7H225ZM241 5H243V4H241ZM241 5H240V6H241ZM244 5H246V4H244ZM263 5H264V4H263ZM263 5L261 4V6H263ZM3 6H4V5L1 4V7H3ZM130 6H131V5H130ZM161 6H162V5H161ZM161 6H160V7H161ZM166 6H167V5H166ZM175 6H176V5H175ZM175 6H173V7H174L173 9H177L180 5L177 6V7H175ZM185 6H186V5H185ZM193 6H192V8H194ZM199 6H200V5H199ZM203 6H204V4H203ZM230 6H231V5H230ZM230 6H229V7H230ZM246 6H248V7H247V10H248V8H249V4L246 5ZM259 6H260V5H259ZM261 6H260V7H261ZM21 7H22V5H21ZM196 7H197V6H196ZM206 7H207V5H206ZM206 7H205V8H206ZM233 7H235V6H233ZM233 7H232V8H233ZM243 7H244V6H243ZM243 7H242V8H243ZM7 8H9V7H7ZM73 8H74V7H73ZM76 8H77V7H76ZM126 8H127V7H126ZM129 8H130V7H129ZM157 8H158V7H157ZM161 8H162V7H161ZM167 8L170 9L171 7H167ZM180 8H182V6L179 7V9H180ZM184 8H185V7H184ZM198 8H199V7H198ZM202 8L205 9L204 7H202ZM209 8H210V7H209ZM232 8L230 7V9H232ZM236 8H238V7H236ZM250 8H251V7H250ZM253 8H254V7H253ZM262 8H264V6H263ZM4 9H6V8H4ZM4 9H3V11H4ZM10 9H11V8H10ZM22 9H23V8H22ZM122 9H123V8H122ZM127 9H128V8H127ZM127 9H126V10H127ZM153 9H155V8L153 7ZM162 9H163V8H162ZM162 9H159V8H158V10L164 12V9H163V10H162ZM171 9H172V8H171ZM173 9H172V10H173ZM186 9H187V7H186ZM194 9H195V8H194ZM196 9H197V8H196ZM222 9H223V7H222ZM228 9H229V8H228ZM230 9H229V11H230ZM234 9H235V8H234ZM234 9H233V10H234ZM11 10H13V9H11ZM17 10H20V9H17ZM75 10H76V9H75ZM77 10H78V9H77ZM167 10H168V9H167ZM180 10H181V9H180ZM182 10H183V9H182ZM192 10H193V9H192ZM192 10H191L190 15H191V14H194V12H193ZM199 10H200V8H199ZM199 10L197 9V11H196L195 13H197ZM201 10H202V9H201ZM211 10H212V8H211ZM215 10H217V11H218L217 13H219V10H218V9H215ZM254 10H255V8H254ZM256 10H259V8L256 9ZM260 10H262V9H260ZM6 11H7V10H6ZM20 11H22V10H20ZM119 11H120V10H119ZM173 11H174V10H173ZM175 11H176V10H175ZM178 11H179V10H178ZM184 11H185V9H184ZM189 11H190V10H189ZM194 11H195V10H194ZM220 11H221V10H220ZM224 11H225V10H224ZM224 11H223V12H224ZM239 11H240V9H239ZM239 11H238V12H239ZM241 11H242V10H241ZM241 11H240V12H241ZM243 11H246V8H245V10H243ZM262 11H263V10H262ZM16 12H17V11H15V13H16ZM112 12H114L113 14H118V13H119V12H117V11H116L117 13H115V11H112ZM120 12H122V10H121ZM165 12H167V11H165ZM181 12H182V11H181ZM181 12H180V13H181ZM200 12H201V11H200ZM200 12H198V14H199ZM202 12H204V11H202ZM209 12H210V11H209ZM209 12H208V13H209ZM225 12H227V10H226ZM247 12H248V11H247ZM247 12H246V14H248ZM249 12H250L249 14H251V11H249ZM255 12H256V11H255ZM255 12H253V13H255ZM4 13H5V12H4ZM6 13H7V12H6ZM22 13H23V11H22ZM22 13H20V14L22 15ZM149 13H150V11H149ZM156 13H157V11H156ZM168 13H169V12H168ZM178 13H179V12H178ZM184 13H185V12H184ZM217 13H216V14H217ZM221 13H222V12H221ZM227 13H228V12H227ZM233 13H234V11L231 12V14H233ZM253 13H252V14H253ZM257 13H258V12H257ZM257 13H256V14H257ZM259 13H260V12H259ZM11 14H13V12H11ZM18 14H19V13H18ZM20 14H19V15H20ZM119 14H120V13H119ZM150 14H151V13H150ZM166 14H167V13H166ZM166 14H165V15H166ZM169 14L173 16V14H171V13H169ZM201 14H203V13H201ZM201 14H200V15H201ZM206 14H207V13H206ZM210 14H212V13H210ZM219 14H220V13H219ZM225 14H226V13H225ZM236 14H237V13H236ZM16 15H17V13H16ZM16 15H13V16L15 17ZM19 15H18V16H19ZM170 15H169V16H170ZM175 15H176V13H175ZM177 15H178V14H177ZM182 15H184V14H182ZM195 15H196V14H195ZM200 15H199V16H200ZM204 15H205V14H204ZM213 15H215L214 12H213V14H212L211 16H213ZM217 15H218V14H217ZM244 15H245V14H244ZM244 15H243V16H244ZM254 15H255V14H254ZM257 15H258V14H257ZM260 15H261V14H260ZM262 15H263V14H262ZM11 16H12V15H11ZM110 16H111V15H110ZM110 16H109V17H110ZM145 16H146V15H145ZM147 16H148V15H147ZM150 16H151V15H150ZM155 16H156V15H155ZM157 16H158V15H157ZM163 16H164V13H163ZM166 16L168 17V15H166ZM166 16H164V17H166ZM178 16H179V15H178ZM185 16H186V14H185ZM187 16H188V14H187ZM187 16H186V18H187ZM191 16H192V15H191ZM191 16H190V17H191ZM202 16H203V15H202ZM202 16H201V17H202ZM209 16H210V15H208V18H210ZM215 16H216V15H215ZM228 16H229V13H228ZM228 16H226V15H224V16L220 15V16H219V17L221 18L222 24H224V25H226V26H229L230 24H232L233 21H234L233 18L236 17V16H234V17L232 18L231 16H230V17H228ZM241 16H242V14H241ZM249 16H250V15H249ZM249 16H247V18H249ZM251 16L253 17V15H251ZM9 17H10V15H9ZM9 17H7V18L9 19ZM75 17H76V16H75ZM75 17H74V18H75ZM117 17H119V16H117ZM117 17H115V18H117ZM159 17H160V16H159ZM188 17H189V16H188ZM192 17H193V16H192ZM194 17H195V16H194ZM196 17H197V16H196ZM260 17H262V16H260ZM7 18H6V20H7ZM78 18H81V17H78ZM144 18H145V17H144ZM149 18H150V17H149ZM160 18H161V17H160ZM170 18H171V17H170ZM172 18H174V17H172ZM177 18H179V17H177ZM182 18H183V17H182ZM186 18H185V19H186ZM211 18H212V17H211ZM215 18H216V17H215ZM238 18H239V17H238ZM243 18H244V17H243ZM12 19H13V18H12ZM14 19H15V18H14ZM141 19H142V18H141ZM164 19H166V18H164ZM179 19H180V18H179ZM183 19H184V18H183ZM217 19H218V18H217ZM235 19H236V18H235ZM2 20L4 21V19H2ZM82 20H84V19H82ZM111 20H113V18H112ZM150 20H151V19H150ZM158 20H159L158 18H157L156 20H155V19L153 20V22L157 21V24H154V25H157V27H159V26H158V23H161V22H158ZM161 20H162V18H161ZM161 20H160V21H161ZM167 20H169V19L167 18ZM171 20H172V19H171ZM174 20H175V19H174ZM174 20H172V21L174 22ZM186 20H187V19H186ZM9 21H10V23H11L12 20L10 19V20H8V22H9ZM113 21H115V20H113ZM113 21H112V22H113ZM134 21H135V20H134ZM139 21H140V19H139ZM139 21H138V24L140 23ZM188 21H190V20H188ZM218 21H219V20H218ZM221 21H220V22H221ZM237 21H238V19L236 20V22H237ZM243 21H245V20H243ZM14 22H15V21H14ZM77 22H80V21H77ZM81 22H82V21H81ZM81 22H80V23H81ZM83 22H84V21H83ZM112 22H111V23H112ZM142 22H143V21H142ZM153 22H150V21H149L150 24L153 23ZM163 22H164V21H163ZM166 22H167V21H166ZM177 22H178V20H177ZM186 22H187V21H186ZM220 22H219V23H220ZM241 22H242V20H241ZM241 22L238 21L237 26L239 25V23L241 24ZM247 22H249V21H247ZM46 23H47V22H46ZM46 23H45V24H46ZM48 23H49V21H48ZM80 23H75V24H78V25H79ZM92 23H93V22H92ZM101 23H102V22H101ZM101 23L99 22V24H101ZM111 23H110V24H111ZM117 23H118V22H117ZM130 23H131V22H130ZM136 23H137V22H136ZM149 23H148V25H146V27H147V26H151ZM155 23H156V22H155ZM243 23H244V22H243ZM52 24H53V23H52ZM52 24H51V25H52ZM85 24H86V23H85ZM94 24H95V23H94ZM110 24H109V25H110ZM131 24H133V23H131ZM166 24H167V23H166ZM166 24H165V25H166ZM244 24H248V23H244ZM14 25H15V24H14ZM103 25H104V23H103ZM152 25H153V24H152ZM159 25H160V24H159ZM161 25H162V24H161ZM171 25H172V24H171ZM241 25H243V24H241ZM12 26H13V24H12ZM45 26H46V25H45ZM49 26H50V24H49ZM96 26H98V25H95V27H96ZM105 26H108V25H106V23H105V25H104L103 27H105ZM112 26H113V25H111V27H112ZM115 26H116V25H115ZM122 26H123V25H122ZM141 26H143V25H141ZM166 26H167V25H166ZM216 26H217V24H216ZM218 26H221V25H218ZM230 26H231V25H230ZM230 26H229V27H230ZM42 27H43V26H42ZM81 27H82V26H81ZM85 27H86V26H85ZM95 27H93V28L96 29ZM103 27H102V28H103ZM139 27H140V26H139ZM146 27H144V29H145ZM151 27H153V26H151ZM154 27H156V26H154ZM157 27H156V28H157ZM170 27H171V26H170ZM208 27H210V25H209ZM211 27H213V26H211ZM222 27H223V29L221 28V30L223 31V30H224V26H222ZM229 27H228V28H229ZM247 27H248V26H246V28H247ZM12 28H13V27H12ZM12 28H11V29H12ZM15 28H16V27H15ZM43 28H46V27H43ZM87 28L89 29V27H86V29H87ZM100 28H101V26H100ZM105 28H106V27H105ZM126 28H127V27H126ZM140 28H141V27H140ZM149 28H150V27H149ZM164 28H167V27H164ZM216 28H217V27H216ZM216 28L214 27V29H213V28H211V29H213V30L215 31ZM218 28H219V27H218ZM225 28H226V27H225ZM235 28H236V27H235ZM246 28H245V29H246ZM248 28H249V27H248ZM250 28H251V27H250ZM252 28H253V27H252ZM252 28H251V29H252ZM17 29H18V28H17ZM19 29H20V28H19ZM91 29H92V28H91ZM91 29H90V30H91ZM97 29H98V28H97ZM97 29H96V30H97ZM103 29H104V28H103ZM103 29H102V30H103ZM138 29H139V28H138ZM141 29H142V32L145 31L143 28H141ZM158 29H159V28H158ZM158 29H157V30H158ZM169 29H170V28H169ZM179 29H180V28H179ZM230 29H231V28H230ZM255 29H256V27H255ZM255 29H252V30H254L253 33H255L256 30H258V29H256V30H255ZM7 30H8V29H6V31H7ZM9 30H10V29H9ZM84 30H85V29H84ZM104 30H105V29H104ZM108 30H110V29H108ZM108 30H106V31H107L106 33H109ZM111 30H112V29H111ZM118 30H119V28H118ZM121 30H123V28H122ZM136 30H137V29H136ZM146 30H148V28H146ZM152 30H154V29H152ZM152 30H151V31H152ZM177 30H178V27H177ZM177 30L173 29L174 32H173L172 34H174L175 31H177ZM208 30H209V29H208ZM213 30H212V31H213ZM218 30H219V29H218ZM221 30H219V33H220ZM226 30H228V29L226 28ZM234 30H235V29H233V31H234ZM16 31H17V30H16ZM44 31H45V30H44ZM85 31H87V30H85ZM85 31H84V33H85ZM97 31H98V30H97ZM100 31H101V29H100ZM126 31H127V30H126ZM133 31H135V30H133ZM154 31H155V30H154ZM171 31H172V30H171ZM8 32H11V31H8ZM12 32H13V29H12ZM14 32H15V31H14ZM14 32H13V33H14ZM24 32H25V31H24ZM81 32H82V33H80V34L82 35V34H83V31H81ZM87 32H89V31H87ZM87 32H86V35H83V36L86 37L87 35H89V34H87ZM92 32H94V31L92 30ZM129 32H130V31H129ZM129 32H128V34L126 33V34H127V35H126L127 37H128V35L130 34ZM137 32H138V31H137ZM140 32H141V31H139L138 34H139ZM145 32H147V31H145ZM158 32H159V31H158ZM160 32H161V29H160ZM209 32H210V31H209ZM216 32H218V31H216ZM227 32L230 33L231 30H230V31H227ZM227 32L224 31L223 33L225 34V33H227ZM249 32H250V31H249ZM6 33H7V32H6ZM17 33H18V31H17ZM19 33H21V32H19ZM22 33H23V32H22ZM22 33H21V34H22ZM25 33H26V32H25ZM42 33H43V32H42ZM104 33H105V32H104ZM131 33H132V34H131L132 36L135 35V38H136V35H138V34H134L135 32H134V33L131 32ZM153 33H155V32H153ZM170 33H171V32H170ZM170 33H169V35H170ZM219 33H217V34H219ZM244 33H245V32H244ZM259 33H260V32H259ZM9 34H10V33H9ZM11 34H12V33H11ZM11 34H10V37H11ZM23 34H24V33H23ZM43 34H44V33H43ZM43 34H42V36L40 35V37H43ZM91 34H92V33H91ZM91 34H90V35H91ZM98 34H99V32H98ZM109 34H110V33H109ZM113 34H114V33H113ZM141 34H142V33H141ZM145 34H146V33H145ZM148 34H151V35H152V33H148ZM166 34H167V33H166ZM172 34H171V35H172ZM213 34L216 35L214 32H213ZM246 34H248V32H246ZM257 34H258V33H257ZM5 35H6V34H5ZM15 35H16V34H15ZM92 35H94V34H92ZM92 35H91V36H92ZM104 35H105V34H103V36H104ZM111 35H112V34H111ZM122 35H123V37H125L124 34H122ZM142 35H143V34H142ZM151 35H150V36H151ZM156 35H157V34H156ZM219 35H222V32H221ZM248 35H249V34H248ZM255 35H256V34H255ZM259 35H261V34H259ZM25 36L27 37V36H29V35H26V34H25ZM25 36H24V37H25ZM132 36H129V37L131 38ZM148 36H149V35H148ZM150 36H149V37H150ZM217 36H218V35H217ZM245 36H246V35H245ZM253 36H254V35H253ZM261 36H262V35H261ZM7 37H8V36H7ZM10 37H9V40H10ZM12 37H13V36H12ZM12 37H11V38H12ZM19 37H20V36H19ZM32 37H33V36H32ZM32 37L29 36V38H31L30 40H32ZM75 37H77V36H75ZM78 37H79V36H78ZM108 37H110V36L108 35ZM108 37H106V38H108ZM119 37H121V35H119L117 38H116V37H114V38H115V40H116V39L122 40V39H120ZM123 37H121V38H123ZM129 37H128V38H129ZM152 37H153V36H152ZM166 37H169V36H168V35H167V36L165 35L164 38H166ZM254 37H255V36H254ZM4 38H6V37H4ZM15 38H16V37H15ZM34 38H35V36H34ZM46 38H47V37H46ZM88 38H89V37H88ZM114 38L112 37V39H114ZM125 38H126V37H125ZM125 38H123V39H125ZM128 38H127V39H128ZM162 38H163V36H162ZM257 38H258V37H257ZM257 38H256V40H257ZM6 39H7V38H6ZM6 39H4V41H5ZM12 39H13V38H12ZM12 39H11V41H12ZM19 39H20V38H19ZM25 39H26V38H25ZM78 39H79V38H78ZM81 39H82V37H81ZM81 39H80V41H81ZM91 39H92V38H91ZM102 39H103V38L101 37L100 40H102ZM132 39H133V38H132ZM138 39H139V38H138ZM143 39H144V38H143ZM147 39H148V38H147ZM154 39H155V38H154ZM159 39H160V38H159ZM259 39H260V38H259ZM9 40H7L6 42H9V43H10ZM17 40H18V39H17ZM26 40H28V37H27ZM34 40H36V39H33V42H34ZM97 40H98V41H97ZM97 40H96L97 42H100L99 39H97ZM109 40H110V39H109ZM157 40H158V39H157ZM251 40H252V39H251ZM256 40H255V41H256ZM260 40H261V39H260ZM262 40H263V39H262ZM0 41H1V40H0ZM21 41H22V40H21ZM21 41H20V43H21ZM40 41H41V40H40ZM40 41H39V42H40ZM44 41H45V40H44ZM74 41H75V40H74ZM88 41H89V40H88ZM103 41L106 42V39H105V40L103 39ZM107 41H108V39H107ZM112 41H113V43H114V40H112ZM117 41H118V40H117ZM126 41H128V40H126ZM135 41H136V40H135ZM162 41H163V39H162ZM2 42H3V40H2ZM2 42H1V43H2ZM6 42H5V43H6ZM14 42L16 43V41H13V43H14ZM17 42H18V41H17ZM28 42H29V41H28ZM28 42H25L26 45L28 44ZM33 42L30 41L31 44H32ZM35 42H36V41H35ZM39 42H38V43H39ZM71 42H72V41H71ZM85 42H86V41H85ZM94 42H95V41H94ZM108 42L110 43V41H108ZM122 42H123V40H122ZM122 42H121V43H122ZM129 42H130V41H129ZM144 42H145V40H144ZM251 42H252V41H251ZM3 43H4V42H3ZM13 43H12V44H13ZM25 43H24V44H25ZM38 43H37V44H38ZM40 43L42 44L43 42H40ZM65 43H66V42H65ZM73 43H74V42H73ZM101 43H102V41H101ZM113 43H112V45H113ZM121 43H120V44H121ZM125 43H126V42H125ZM154 43H156V42H154ZM262 43H263V42H262ZM10 44H11V43H10ZM22 44H23V43H22ZM54 44H55V43H54ZM54 44H53V45H54ZM63 44H64V43H63ZM63 44H61V45H63ZM89 44H90V41H89V43L87 44V46H89ZM98 44H99V43H97V44L95 43V44H92V45L94 46V45H98ZM117 44H118V42H116V45H115L116 47H118ZM123 44H124V42H123ZM135 44H136V43H135ZM135 44H134V45H135ZM137 44H138V43H137ZM144 44H145V43H144ZM2 45H4V44H2ZM2 45H0V54H3V55H4V53H2L3 50L1 51V46H2ZM19 45H20V44H19ZM19 45H18V46H19ZM28 45H29V44H28ZM38 45H40V44H38ZM38 45H37V46H38ZM64 45H65V44H64ZM84 45H85V44H84ZM106 45H107V42H106ZM110 45H111V43H110ZM121 45H122V44H121ZM131 45H133V43H132ZM138 45H139V44H138ZM9 46H10V45H9ZM15 46L18 47L17 45H14V49H15ZM23 46L25 47V45H23ZM32 46H33V48H34V47L36 46V44H35V46H34V45H32ZM37 46H36V47H37ZM54 46H55V45H54ZM73 46H74V45H73ZM85 46H86V45H85ZM101 46H102V45H101ZM107 46H108V45H107ZM141 46H142V45H141ZM146 46H148V45H145L144 47H146ZM260 46H261V45H260ZM260 46H259V47H260ZM262 46H263V45H262ZM6 47H7V44H6ZM29 47H30V46H28V49H29ZM36 47H35V48H36ZM42 47H43V46H42ZM71 47H72V46H71ZM103 47H104V45H103ZM109 47H112V46H109ZM128 47H129V45H128ZM3 48H4V46H3ZM7 48H9V47H7ZM10 48H11V47H10ZM19 48H21V47H19ZM19 48H18V49H19ZM22 48H23V47H22ZM44 48H45V47H44ZM60 48H61V47H60ZM67 48H68V47H67ZM83 48H84V46H83ZM89 48H91V47H89ZM92 48H93V47H92ZM92 48H91V49H92ZM28 49H27V50H28ZM51 49H52V48H51ZM81 49H82V48H77V49L75 50V51H76L75 54L77 55V50H80V51H78V52L81 54V51H82ZM96 49H97V48H96ZM96 49H95V50H96ZM99 49L101 50V48H99ZM105 49H106V47H105ZM129 49H130V48H129ZM137 49H138V48H137ZM142 49H143V48H142ZM142 49L139 48V51L142 50ZM8 50H9V49H8ZM12 50H13V48H12ZM39 50H40V49H39ZM39 50L36 49V51H38V52H39ZM84 50H85V48H84ZM88 50H89V49H88ZM88 50H87V51H88ZM100 50H99V51H100ZM107 50H108V49H107ZM6 51H7V50H6ZM6 51H5V52H6ZM19 51H20V50H19ZM19 51H18V52H19ZM22 51H23V49H22ZM22 51H21V52H22ZM24 51H25V50H24ZM33 51H34V49H33ZM46 51H47V50H46ZM50 51H51V50H50ZM53 51H54V50H53ZM89 51H90V50H89ZM103 51H104V50H103ZM118 51H119V50H118ZM139 51H137V52H139ZM226 51H228V50H226ZM9 52L11 53L12 51L9 50ZM18 52H16L15 54H17ZM30 52H31V51H30ZM38 52H37V53H38ZM40 52H41V51H40ZM62 52H63V51H62ZM72 52H73V51H71V53H72ZM84 52H85V51H84ZM93 52H94V51H93ZM95 52H96V51H95ZM130 52H131V51H130ZM134 52H135V54H136V50H135ZM223 52H224V51H223ZM223 52L221 51L222 54H224ZM231 52H232V51H231ZM37 53H36V54H37ZM44 53H45V52H44ZM63 53H64V52H63ZM63 53H61V54H63ZM69 53H70V52H69ZM69 53L67 52L68 55H65V56L68 57V56H69ZM73 53H74V52H73ZM79 53H78V54H79ZM85 53H86V52H85ZM97 53H99V52H97ZM111 53H112V51H111ZM126 53H127V52H126ZM221 53H220V54H221ZM225 53H226V52H225ZM228 53H229V52H228ZM19 54H20V53H19ZM22 54H23V53H22ZM29 54H31V53H29ZM47 54H48V53H47ZM52 54H53V52H52ZM75 54H74V55H75ZM120 54H121V53H120ZM127 54H128V53H127ZM129 54H131V57L134 55L133 53H129ZM129 54H128V56H129ZM132 54H133V55H132ZM233 54H234V53H233ZM3 55H2L1 57H3ZM6 55H7V54H6ZM11 55H12V54H11ZM40 55H41V53H40ZM71 55H73V54H71ZM76 55H75V56H76ZM83 55H84V54H83ZM88 55H89V53H88ZM100 55H101V54H100ZM100 55H99V56H100ZM114 55H115V54H114ZM124 55L126 56V54H124ZM27 56H30V55H27ZM54 56H55V55H54ZM79 56H80V55H79ZM101 56H102V55H101ZM121 56H123V55H121ZM121 56H117V55H116V58H117V57H118V58L120 57V58H119L120 60H119V59H117V60H119V61L122 62L123 60H121V59H122ZM134 56H135V55H134ZM134 56H133V58H134ZM207 56H208V55H207ZM210 56H212V55H210ZM222 56H223V55H220V58H221ZM224 56H225V55H224ZM224 56H223V57H224ZM227 56H228V55H227ZM5 57H6V56H4V58H5ZM8 57H9V56H8ZM32 57H33V56H32ZM62 57H63V55H62ZM70 57H71V56H70ZM73 57H74V56H73ZM84 57H85V56H84ZM86 57H87V56H86ZM93 57H94V56H93ZM204 57H205V56H204ZM212 57H213V56H212ZM223 57H222V58H223ZM25 58H27V57L25 56ZM30 58H31V57H30ZM34 58H35V57H34ZM41 58H44V57H41ZM59 58H60L61 61L63 60V58L61 59L60 56H59ZM59 58H57V59L54 58V59H56L57 61H59V60H58ZM77 58H78V57H77ZM90 58H91V57H90ZM102 58H103V57H102ZM123 58H124V57H123ZM125 58H126V57H125ZM129 58H130V57H129ZM207 58H208V57H207ZM222 58H221V59H222ZM225 58H226V56H225ZM228 58H229V57H227V59H228ZM231 58H232V57H231ZM18 59H19V57H18ZM18 59H17V60H18ZM31 59H32V58H31ZM51 59H53V58H51ZM51 59H50V60H51ZM54 59L51 60V61L55 62ZM64 59H65V61L67 60V58H65V57H64ZM96 59H97V58H96ZM99 59H101V57H100ZM106 59L108 60V63H111V60H112L111 58L108 59V57H107ZM106 59H105V62L107 63ZM110 59H111V60H110ZM127 59H128V58H127ZM214 59H215V57H214ZM229 59H230V58H229ZM1 60H3V59H1ZM40 60H41V59H40ZM44 60H45V59H44ZM109 60H110V62H109ZM114 60H115V57H114ZM207 60H208V59H207ZM207 60H205V61H207ZM209 60H210V59H209ZM211 60H212V58H211ZM216 60H218V58L215 59V61H216ZM219 60H220V59H219ZM230 60H231V59H230ZM35 61H36V60H35ZM51 61H50V63H52ZM57 61H56L55 63H53V64H56ZM61 61H60V62H61ZM65 61H64V62H65ZM68 61H69V60H68ZM92 61H93V60H92ZM125 61H127V60H125ZM125 61H124V62H125ZM205 61H204V62H205ZM228 61H229V60H228ZM228 61H227V62H228ZM60 62H59V63H60ZM70 62H71V61H70ZM79 62H80V61H79ZM85 62H86V61H85ZM95 62H96V61H95ZM103 62H104V60H103L102 63H101L102 66L105 64V63H103ZM131 62H132V60H131ZM211 62H213V61H211ZM216 62H219V61H216ZM222 62H223V63H226V59H225V62H224V60H223ZM222 62H221V64H222ZM37 63H38V60H37ZM40 63H42V62L40 61ZM40 63H39V64H40ZM43 63H44V64L47 63L46 65H48L47 60L44 61ZM97 63H98V62H97ZM97 63H94V64L97 65ZM112 63H113V62H112ZM114 63H117V64H116L117 66L120 65V64H118V62H116V60H115ZM119 63H120V62H119ZM129 63H130V62H129ZM205 63H206V62H205ZM207 63H208V62H207ZM228 63H229V62H228ZM28 64H29V63H28ZM34 64H35V63H34ZM57 64H58V63H57ZM101 64H100V61H99V65H101ZM124 64H125V63H124ZM208 64H209V63H208ZM210 64H211V63H210ZM213 64H214V62H213ZM218 64H220V62H219ZM22 65H23V64H22ZM35 65H36V64H35ZM37 65H38V64H37ZM46 65H45V66H46ZM60 65L63 66L64 63L62 64V62H61ZM96 65H95V68H96ZM112 65H113V64H112ZM112 65L110 64L109 66L113 67ZM128 65H129V64H128V62H127V65H126V66H128ZM215 65H217V64L215 63ZM14 66H15V65H14ZM39 66H40V65H39ZM43 66H44V65H43ZM49 66H50V65H48V67H49ZM70 66H71V65H70ZM73 66H74V65H73ZM84 66H85V65H84ZM88 66H92V65H88ZM88 66H87V67H88ZM105 66L109 67L108 64L105 65ZM204 66H205V65H204ZM209 66H210V65H209ZM209 66H208V67L206 66V69L209 68ZM212 66H213V65H212ZM8 67H9V66H8ZM8 67H7V68H8ZM15 67H16V66H15ZM31 67H32V66H31ZM33 67H34V66H33ZM33 67H32V69H33ZM36 67H37V66H36ZM46 67H47V66H46ZM52 67H53V66H52ZM76 67H77V66H76ZM103 67H104V66H103ZM215 67H217V66H215ZM40 68H41V66H40ZM69 68H71V67H69ZM90 68H92V67H90ZM90 68H89V69H90ZM202 68H203V67H202ZM0 69L2 70L3 68H0ZM13 69H14V67H13ZM82 69H83V70H86V69H84V67H83ZM93 69H94V68H93ZM199 69H201V68H199ZM206 69H205V70H206ZM213 69H214V67L212 68V70H213ZM216 69H217V68H216ZM5 70H6V69H5ZM7 70H8V69H7ZM14 70H15V69H14ZM28 70H30V68H29ZM28 70H27V71H28ZM62 70H63V69H62ZM79 70H80V69H79ZM79 70H77V71H79ZM83 70H82V71H83ZM205 70H204V71H205ZM8 71H9V70H8ZM27 71H26V72H27ZM33 71H34V70H33ZM60 71H61V70H60ZM60 71H59V72H60ZM75 71H76V70L74 69V72H73V73H75ZM217 71H218V70H217ZM217 71L214 72V70H213L214 73H217ZM13 72H14V71H13ZM29 72L31 73L32 71H29ZM29 72H28V73H29ZM69 72H70V74H71V71H69ZM80 72H81V70H80ZM209 72H210V71L207 70V73H206V74H208V76L211 77V76H210L211 73H210V75H209ZM218 72H219V71H218ZM221 72H223V71H221ZM221 72H220V73H221ZM224 72H225V71H224ZM3 73H4V72H3ZM5 73H6V71H5ZM24 73H25V72H24ZM78 73H79V72H78ZM225 73H227V72H225ZM252 73H253V72H252ZM260 73H261V75H262V72H261V71H260ZM22 74H23V73L20 72L21 77H23V75H25L26 73L23 74V75H22ZM39 74H40V73H39ZM62 74H63V72H62ZM201 74H204V73H201ZM206 74H204V75H206ZM231 74H232V76H233V72H231ZM242 74H243V73H242ZM253 74H254V73H253ZM20 75L18 76V74H17L16 77L18 78V77H20ZM28 75H30V74H28ZM28 75H27V77H28ZM33 75H34V74H33ZM35 75H36V74H35ZM50 75H51V74H50ZM52 75H53V74H52ZM59 75H61V74H59ZM59 75H58V76H59ZM64 75H65V74H64ZM204 75H203V76H204ZM223 75H224V74H223ZM244 75H245V73H244ZM261 75H260V79H261ZM48 76H49V74H48ZM56 76H57V75H56ZM56 76H55V77H56ZM58 76H57V77H58ZM61 76H63V75H61ZM214 76H216V75H214ZM214 76H213V77H214ZM217 76H218V75H217ZM217 76H216L215 78H217ZM221 76H222V73H221ZM224 76H225V75H224ZM224 76H223V77H224ZM232 76L230 75V78H232ZM235 76H236V75H235ZM235 76H234V77H235ZM256 76H257V75H255V77H256ZM262 76H264V74H263ZM14 77H15V76H14ZM34 77H35V76H34ZM55 77L53 78V80L55 79ZM59 77H60V76H59ZM63 77H64V76H63ZM65 77H67V74L65 75ZM65 77H64V78H65ZM204 77H206V76H204ZM204 77H203V78H204ZM209 77H208V79H209ZM213 77H212V78H213ZM219 77H220V76H219ZM247 77H248V76H247ZM0 78H1V77H0ZM3 78H4V77H3ZM6 78H7V77H6ZM9 78H10V77H9ZM11 78H12V77H11ZM11 78H10V80H11ZM68 78H69V77H68ZM68 78H67V79H68ZM71 78H73L72 75H71ZM201 78H202V77H201ZM206 78H207V77H206ZM206 78H205V79H206ZM228 78H229V77H228ZM262 78H263V77H262ZM1 79H2V78H1ZM12 79H14V78H12ZM15 79H16V78H15ZM24 79H25V78H24ZM28 79H29V78H28ZM31 79H32V78H31ZM33 79H34V78H33ZM56 79H59V80H58L59 82H60V80H61V81L63 80V78H61V79H60V78H56ZM205 79H204V80H205ZM208 79H207V80H208ZM210 79H211V78H210ZM239 79H241V78H239ZM249 79H250V77L247 79V81H248ZM257 79H258V76H257ZM2 80H3V79H2ZM10 80H9V81H10ZM16 80H19V79H16ZM21 80H22V79H21ZM45 80H46V79H45ZM64 80H65V79H64ZM70 80H71V79H70ZM214 80H216V79H214ZM263 80H264V79H263ZM263 80H262V82H264ZM4 81H6V80L4 79ZM4 81H3V82L1 81V82H2L3 84H6V82H4ZM9 81H8V82H9ZM11 81H14V80H11ZM25 81H26V80H25ZM41 81H42V80H41ZM48 81H49V80H48ZM48 81H47V82H48ZM51 81H52V79H51ZM54 81H55V80H54ZM58 81H56V83H57ZM65 81H67V80H65ZM205 81H206V80H205ZM209 81H210V80H209ZM209 81H208V82H209ZM224 81H225V79H224ZM226 81H227V79H226ZM228 81H230V80H228ZM243 81H244V80H243ZM243 81H242V83H244ZM249 81H252V80H249ZM249 81H248V82H249ZM254 81H255V80H254ZM260 81H261V80H260ZM1 82H0V83H1ZM30 82H31V81H30ZM49 82H50V81H49ZM59 82H58V83H59ZM67 82H68V81H67ZM199 82H200V81H199ZM218 82H219V81H218ZM230 82H231V81H230ZM230 82H229V83H230ZM237 82H238V81H237ZM239 82H240V81H239ZM239 82H238V83H239ZM252 82H253V81H252ZM10 83H11V82H10ZM10 83H9V86H10ZM14 83H15V81H14ZM42 83L44 84V83H46V82L43 81ZM54 83H55V82H54ZM60 83H61V82H60ZM63 83H66V82H63ZM201 83H202V82H201ZM204 83H205V82H204ZM206 83H207V82H206ZM224 83H227V82H224ZM235 83H236V82H234V84H235ZM240 83H241V82H240ZM240 83H239V84H240ZM43 84H42V85H43ZM214 84H215V83H214ZM217 84H218V83H216L215 85H217ZM221 84H223V83H219V85H221ZM231 84H232V83H231ZM236 84H237V83H236ZM40 85H41V83L38 84V85H35V84H34V86H39V87H40ZM60 85H61V84H60ZM195 85H196V83H195ZM195 85H192V86L195 87ZM197 85L199 86V84H197ZM208 85H210V84H208ZM223 85H224V84H223ZM223 85H222V86H223ZM227 85H228V84H227ZM229 85H230V84H229ZM240 85H241V84H240ZM246 85H247V84H246ZM0 86H2V85L0 84ZM17 86H18V85H17ZM34 86H33V87H34ZM182 86H183V85H182ZM184 86H185V85H184ZM204 86H205V85H204ZM234 86H237V85H234ZM244 86H245V84H244ZM18 87H19V86H18ZM180 87H181V86H180ZM180 87H179V88H180ZM185 87L187 88V86H185ZM185 87H184V89H185ZM188 87H189V84H188ZM194 87H191V88H193V90H194V89H195ZM206 87H207V86H206ZM211 87H212V86H211ZM219 87H220V86L215 87V88H218V90H219ZM223 87H224V86H223ZM225 87H226V86H225ZM227 87H228V86H227ZM231 87H232V85H231ZM242 87H243V86H242ZM11 88H12V86H11ZM176 88H177V87H176ZM179 88H178V89H179ZM200 88H201V87H200ZM202 88H203V87H202ZM208 88L210 89V87H208ZM228 88H229V87H228ZM238 88H239V87H238ZM243 88H244V87H243ZM25 89H26V92H25V93L23 92V93H24V94H28L27 92H28L29 90L27 91V88H25ZM28 89H30V91H31L32 86H31V88H28ZM187 89L189 90V88H187ZM197 89H199V88L197 87L196 90H197ZM204 89H205V88H204ZM221 89H223V88H221ZM236 89H237V88H236ZM15 90H16V89H15ZM20 90H21V89H20ZM174 90H175V89H174ZM181 90H182V88H181ZM185 90H186V89H185ZM202 90H203V89H202ZM211 90L214 91V87H213V89H211ZM215 90L218 91L217 89H215ZM224 90H225V89H224ZM238 90H239V89H238ZM238 90H237V91H238ZM2 91H3V90H2ZM22 91H23V90H22ZM22 91H21V92H22ZM30 91H29V94H30ZM179 91H180V90H179ZM189 91H192V89L189 90ZM207 91H209V90H207ZM212 91H211V92H212ZM231 91H232V90H231ZM231 91H229V92H231ZM3 92H4V91H3ZM31 92H34V89H33ZM171 92L173 93L174 91H171ZM177 92H178V91H177ZM186 92H187V90H186ZM192 92H193V93H194V92H199V90H197V91L194 90V91H192ZM205 92H206V90H205ZM211 92H207V94H209V93L211 94ZM220 92H221V91H220ZM223 92H225V91H223ZM223 92H221L222 95H223ZM227 92H228V91H227ZM0 93H1V92H0ZM5 93H6V92H5ZM10 93H11V92H10ZM172 93H171V94H172ZM178 93H179V92H178ZM178 93H177V94H178ZM180 93H181V95H182V92H181V91H180ZM180 93H179V95H180ZM184 93H185V92H184ZM190 93H191V92H190ZM193 93H192V94H193ZM212 93H214V92H212ZM218 93H219V92H218ZM218 93H217L216 95H218ZM232 93H233V92H232ZM232 93H230V94L233 95ZM237 93H238V92H237ZM15 94L18 95L17 93H15ZM15 94H14L13 96H16ZM19 94H20V93H19ZM29 94H28V95H29ZM31 94H32V93H31ZM99 94H100V93H99ZM194 94L197 95L196 93H194ZM201 94H202V97H205V96L203 95V94H205V93H201ZM210 94H209V95H210ZM219 94H220V93H219ZM221 94H220V95H221ZM224 94H225V93H224ZM226 94H228V93H226ZM226 94H225V95H226ZM5 95H6V94H5ZM20 95H21V94H20ZM28 95H27V97H28ZM100 95H102V94H100ZM173 95H174V94H173ZM173 95H171V96H173ZM181 95L179 96L180 99H181ZM183 95H184V94H183ZM185 95H186V93H185ZM187 95H189V93H188ZM190 95H191V94H190ZM190 95H189V96H190ZM195 95H193V97H194ZM222 95H221V96H222ZM261 95H262V94H261ZM13 96H12V98H11L13 101H12V100H9L10 97H9V98L6 97V99H8V100H6V101H8V102L10 101V103H11V101H12V102H14V104H15L18 100H16V101H14V100L17 99V98L19 97V95L16 96L17 98H14ZM93 96H94V95H93ZM96 96H97V95H96ZM207 96H208V95H207ZM258 96H259V95H258ZM20 97H24V96H20ZM27 97H25V98L27 99ZM90 97H92V96H90ZM169 97H170V96H169ZM185 97H186V96H185ZM195 97H196V96H195ZM208 97H209V96H208ZM225 97H226V96H225ZM229 97H230V96H228V97H226V98H228V100H229ZM28 98H29V97H28ZM85 98H87V97H85ZM85 98H84L83 100H85ZM95 98H96V97H95ZM102 98H103V96H102ZM104 98H105V97H104ZM167 98H168V96H167ZM167 98H166L165 100H163V103H165L164 101H166ZM183 98H184V97H183ZM198 98H199V95H198ZM210 98H211V95H210ZM263 98H264V97H263ZM0 99H1V98H0ZM18 99H20V98H18ZM23 99H24V98H23ZM23 99H22V101H23ZM80 99H81V98H80ZM80 99H79V100H80ZM91 99H92V98H91ZM96 99H97V98H96ZM96 99H95V100H96ZM170 99H171V98H170ZM177 99H178V97H177ZM185 99H186V98H185ZM188 99H189V98H188ZM190 99H191V98H190ZM202 99H203V98H202ZM236 99H239V98L236 97ZM241 99L243 100V98H241ZM258 99H259V98H258ZM258 99L256 98V100H258ZM24 100H25V99H24ZM81 100H82V99H81ZM83 100H82L81 102H83ZM93 100H94V98H93L92 101L89 102V103L92 104V103H93ZM99 100L101 101L102 99H99ZM106 100H107V99H106ZM174 100H176V99H174ZM174 100H173V101H174ZM178 100H179V99H178ZM194 100H195V98H194ZM194 100H193V102H194ZM196 100H197V98H196ZM231 100L234 101L233 98H231ZM254 100H255V99H254ZM0 101H1L0 103H2L3 99L0 100ZM4 101H5V99H4ZM19 101H21V100H19ZM87 101H89V99H88ZM97 101H98V100H97ZM100 101H99V102H100ZM102 101H103V100H102ZM154 101H155V100H154ZM156 101H157V100H156ZM156 101H155V102H156ZM171 101H172V100H171ZM182 101H183V100H182ZM186 101H187V100H186ZM188 101H189V100H188ZM198 101H199V100H198ZM233 101H230V102L233 103ZM235 101H237V100H235ZM235 101H234V102H235ZM238 101H239V100H238ZM259 101H260V100H259ZM8 102H7V103H8ZM79 102H80V101H79ZM81 102H80V104H81ZM84 102H85V104L87 103L86 101H84ZM95 102H96V101H95ZM155 102H154V103H155ZM161 102H162V101H161ZM167 102H168V101H167ZM167 102H166V103H167ZM175 102H176V101H175ZM178 102H180V101H178ZM189 102H190V101H189ZM189 102H187V103H189ZM191 102H192V101H191ZM228 102H229V101H228ZM251 102H253V101H251ZM256 102H257V101H256ZM261 102H262V101H261ZM7 103H6V104H7ZM20 103H21V102H20ZM24 103H25V101H24ZM150 103H151V102H150ZM152 103H153V100H152ZM157 103H158V101H157ZM166 103H165V104H166ZM173 103H174V102H173ZM182 103H183L185 106H186V104H187V103H184V102H182ZM182 103H181V106H182ZM202 103H203V102H202ZM236 103H237V102H236ZM3 104H4V103H3ZM8 104H9V103H8ZM14 104H12V106H14ZM22 104H23V102H22ZM77 104H78V102H77ZM80 104H79V107H80V106L83 107V105H80ZM94 104H95V103H94ZM96 104H97V102H96ZM147 104H148V103H147ZM159 104H160V103H159ZM167 104H168V103H167ZM189 104H190V103H189ZM199 104H200V103H199ZM237 104H239V103H237ZM237 104H236V105H237ZM246 104H247V103H246ZM258 104H260V103H258ZM15 105H16V104H15ZM19 105H20V104L17 105V109H18V110H17L16 108H13V110L16 109V110H14V111H15L14 113H20V112H16V111H19V108H20V107H22V105H20V107H19ZM86 105H87V104H86ZM86 105H85V106H86ZM97 105H98V104H97ZM150 105H152V104H150ZM155 105H156V103H155ZM157 105H158V104H157ZM160 105H161L160 107L163 106L162 103H161ZM170 105H171V104H170ZM174 105H176V104H174ZM174 105H173V106H174ZM179 105H180V103H179ZM192 105H193V104H191V106H192ZM196 105H197V104H196ZM196 105L194 104V106H196ZM209 105H210V104H209ZM227 105H228V104H227ZM250 105H251V104H250ZM253 105H254V104H253ZM3 106H4V105H3ZM5 106H6V105H5ZM23 106H24L23 108L26 109L25 104H24ZM77 106H78V105H77ZM88 106H89V105H88ZM158 106H159V105H158ZM187 106H188V105H187ZM230 106H231V104H230ZM234 106H235V105L233 104V107H234ZM256 106H257V105H256ZM260 106H261V105H260ZM1 107H2V106H0V108H1ZM7 107H8V106H7ZM9 107H10V105H9ZM18 107H19V108H18ZM71 107H72V106H70V108H71ZM75 107H76V106H75ZM82 107H81V108H82ZM92 107H93V106H92ZM92 107H90V108H92ZM95 107H96V106H95ZM144 107H145V106H144ZM144 107H142V108H144ZM153 107H155V106L153 105ZM156 107H157V106H156ZM168 107H169V106H168ZM168 107H167V105H166V108H168ZM175 107H177V106H175ZM178 107H179V106H178ZM178 107H177V108H178ZM205 107H206V106L204 105V108H205ZM209 107H210V106H209ZM211 107H212V106H211ZM243 107H244V105H243ZM253 107H254V106H253ZM253 107H252V108H253ZM5 108H6V107H5ZM70 108H69V109L67 108V110H66V108L64 109V107H63V109L67 111L66 113H67L68 115H69V113H71V112H68V110H70ZM77 108H78V107H77ZM83 108H86V107H83ZM90 108H88V109L90 110ZM93 108H94V107H93ZM96 108H97V107H96ZM145 108H147V106H146ZM145 108H144V109H145ZM151 108H152V107H151ZM151 108L149 107L148 109H151ZM162 108H163V107H162ZM162 108H161V109H162ZM166 108H165V109H166ZM177 108H176V109H177ZM191 108H192V107H191ZM193 108H194V107H193ZM207 108H208V106H207ZM207 108H206V110H207ZM213 108H215V106H214ZM220 108H221V107H220ZM224 108H225V107H224ZM227 108H228V107H227ZM229 108H230V107H229ZM229 108H228V109H229ZM258 108H259V107H258ZM3 109H4V108H3ZM3 109H2V111H3ZM8 109H10V108H8ZM11 109H12V108H11ZM11 109H10V110H11ZM20 109H21V108H20ZM78 109H80V108H78ZM78 109H76V111H77ZM88 109H87V110H88ZM155 109H156V108H155ZM155 109H153V110L151 109L152 111H151V110H150V111L147 110V111H149L150 113H149L147 116H145V117H146V122H147V120L149 121V120L152 119V118L154 119L152 113L155 111ZM163 109H164V108H163ZM169 109H171V108L169 107ZM180 109H181V108H180ZM195 109H197V107H196ZM216 109H217V108H216ZM216 109H215V110H216ZM218 109H219V108H218ZM232 109H233V108L231 107V110H232ZM239 109H240V107H239ZM239 109H238V110H239ZM255 109H257V108H255ZM262 109H264V108L261 107V111H262ZM10 110H9V111H10ZM64 110H61V112L64 111ZM73 110H75V109L73 108ZM80 110H81V109H80ZM87 110H86V111H87ZM171 110H172V109H171ZM177 110H178V109H177ZM193 110H194V109H193ZM193 110H192V112L190 111V113H192V114L195 115V113H193ZM202 110H203V107H202ZM210 110H213V109H210V108H209L208 111L211 112ZM219 110H221V109H219ZM229 110H230V109H229ZM244 110H245V109H244ZM253 110H254V109H253ZM5 111H6V110H5ZM71 111H72V109H71ZM82 111H83V110H82ZM90 111H92V110H90ZM103 111H104V110H103ZM103 111H102V112H103ZM142 111H143V109H142ZM145 111H146V110H145ZM156 111H157V109H156ZM156 111H155V114L157 115V112H156ZM175 111H176V110H175ZM175 111H174V112H175ZM181 111H182V110H181ZM194 111H196V110H194ZM216 111H218V110H216ZM225 111L227 112V110H225ZM233 111H234V110H233ZM245 111H246V110H245ZM248 111H249V110H248ZM248 111H247V112H248ZM254 111L258 113L259 109H258V111H257V110H254ZM254 111H253V112L251 111L252 114H249V116H250V115L253 116V113H254V116H255V112H254ZM0 112H1V111H0ZM7 112H8V110L6 111V113H7ZM57 112H58V111H57ZM78 112H79V110H78ZM78 112H77V115H79ZM80 112H81V111H80ZM100 112H101V111H100ZM143 112H144V111H143ZM161 112H162V110L159 111V113H161ZM200 112H202V111L200 110ZM259 112H260V111H259ZM8 113H9V112H8ZM8 113H7V114H8ZM11 113H13V111H12ZM59 113H60V110H59ZM63 113H64V112H63ZM74 113L76 114L75 111H74ZM84 113H85V112H84ZM84 113H83L82 115H84ZM91 113H93V112H91ZM136 113H137V112H136ZM164 113H167V112H164ZM172 113H173V112H172ZM177 113H178V112H177ZM177 113H175V114H177ZM181 113H182V112H181ZM188 113H189V112H188ZM197 113L199 114V112H196V114H197ZM204 113H205V112H203V114H204ZM213 113H214V111H213ZM52 114H53V113H52ZM52 114H51V115H52ZM54 114H55V113H54ZM54 114H53V115H54ZM57 114H58V113H57ZM57 114H55V115H57ZM71 114H72V113H71ZM75 114H74V115H75ZM80 114H81V113H80ZM94 114H96V109H95ZM98 114H99V112H98L96 115L99 116ZM133 114H134V113H133ZM138 114H139V113H138ZM146 114H147V113H143V115H142V114H141V115L144 116V115H146ZM169 114H170V113H168L167 115H169ZM175 114H174V116H176ZM192 114H191V115H192ZM200 114H201V116L203 115L202 113H200ZM200 114H199V115H200ZM216 114H217V113H215V116H216ZM228 114H229V113H228ZM239 114H240V113H239ZM263 114H264V113H263ZM263 114H261V116H263ZM19 115H20V114H19ZM48 115L51 116L50 114H48ZM48 115H47V116H48ZM53 115H52L51 117H53ZM61 115H62V114H61ZM72 115H73V114H72ZM72 115H71V116H72ZM82 115H80L81 118H82ZM85 115H86V114H85ZM87 115H88V114H87ZM90 115H91V114H89V117H90ZM131 115H132V114H131ZM135 115H136V114H134V116H135ZM141 115H140V116H141ZM165 115H166V114H165ZM180 115H181V114H180ZM180 115H178V117H175V120H174V118H173V116H172V118H173V119H172V122H173V120L175 121L173 124H175V123L177 122V121H176V118H179ZM189 115H190V114H189ZM191 115H190V116H191ZM199 115H198V116H199ZM205 115H206V113H205ZM207 115H208V114H207ZM212 115H213V114H212ZM217 115H221V116H222V114H220V113H218ZM226 115H227V113H226ZM232 115H233V114H232ZM244 115H246V113H245ZM259 115H260V114H259ZM57 116H58V115H57ZM62 116H63V115H62ZM62 116H61V117H62ZM71 116H70L69 118L66 116L67 118H64V119L62 118V120L60 119L61 121L58 120V121H60V122L57 123V124H55V123H54V124L51 123V122H52L51 119H50L49 121H51L50 123L53 124L55 127H58V128L60 127V128H61V126H63L62 129L64 130V133H65V129L68 127V126H67L68 123H69L74 117H77V116H73V117H71ZM93 116H94V115H93ZM93 116H92V117H93ZM136 116H138V115H136ZM136 116H135V117H136ZM142 116H141V117H142ZM154 116H155V115H154ZM157 116H158V115H157ZM157 116H156V117H157ZM159 116L161 117L162 115L159 114ZM159 116H158V117H159ZM163 116H164V115H163ZM186 116H188V115H186ZM186 116H185V117H186ZM223 116H224V114H223ZM234 116H235V115H233V117H234ZM237 116H238V115H237ZM242 116H243V115H242ZM246 116H247V115H246ZM249 116H248V117H249ZM256 116H257V115H256ZM256 116H255V117H256ZM261 116H260V117H261ZM41 117H43V116H41ZM41 117H38V118H41ZM54 117H55V116H54ZM61 117H60V118H61ZM63 117H64V116H63ZM78 117H79V116H78ZM78 117H77V119H78ZM89 117H88V118H89ZM92 117H91V118H92ZM99 117H100V116H99ZM128 117H129V116H127V118H128ZM135 117H133V118H135ZM138 117H139V116H138ZM138 117H137V118H138ZM156 117H155V118H156ZM164 117L167 118V119H169L168 117H170V115H169L168 117H166V116H164ZM212 117L214 118V116H212ZM225 117H226V116H225ZM229 117H230V116H229ZM229 117H228V118H229ZM238 117H239V116H238ZM238 117H236V118H238ZM45 118H46V117H45ZM56 118H57V117H56ZM56 118H55V119H56ZM79 118H80V117H79ZM95 118H96V117H95ZM125 118H126V117H125ZM139 118H140V117H139ZM142 118H143V117H142ZM142 118H141V119H142ZM187 118H188V117H187ZM192 118L195 119L194 116H193ZM197 118H198V117H197ZM197 118H196V119H197ZM209 118H210V117H209ZM221 118H222V117H221ZM234 118H235V117H234ZM234 118H233V119H234ZM244 118H245V117H244ZM244 118H243V119H244ZM249 118H250V117H249ZM257 118H258V117H257ZM263 118H264V117H262V120H264ZM41 119H42V118H41ZM43 119H44V117H43ZM47 119H49V118H47ZM53 119H54V118H53ZM53 119H52V120H53ZM83 119L86 120L87 118H86V117L84 118V116H83ZM89 119H90V118H89ZM89 119H88V120H89ZM93 119H94V118H93ZM97 119H98V118H97ZM97 119H96V120H97ZM99 119H101V117H100ZM102 119L104 120L105 118H102ZM167 119H166V120H167ZM181 119H182V118H181ZM185 119H186V118H185ZM193 119H192V120H193ZM196 119H195V120H196ZM201 119H202V118H201ZM219 119H220V118H219ZM222 119H223V118H222ZM233 119H230V120H233ZM238 119H242L241 116H240V118H238ZM245 119H246V118H245ZM245 119H244V120H245ZM251 119H252V118H251ZM251 119H250V120H251ZM255 119H256V118H255ZM255 119H254V117H253V120H255ZM260 119H261V118H260ZM38 120H39V119H38ZM45 120H46V119H45ZM73 120H74V119H73ZM85 120H84V121H85ZM91 120H92V119H91ZM94 120H95V119H94ZM96 120H95V123L97 122ZM133 120H134V119H133ZM143 120L145 121V119H142V121H143ZM162 120L164 121V118H163ZM166 120H165V121H166ZM182 120H184V119H182ZM182 120H181V121H182ZM190 120H191V119H190ZM190 120H189V122H190ZM197 120H198V119H197ZM203 120H204V119H203ZM205 120H206V119H205ZM209 120H211V119H208V121H209ZM234 120H235V119H234ZM8 121H9V120H8ZM32 121H33V120H32ZM36 121H37V120H36ZM36 121H34V122H36ZM39 121L41 122V120H39ZM39 121H38V122H39ZM42 121L44 122V120H42ZM77 121H78V120H77ZM89 121H90V120H89ZM89 121H86V125H87V122H89ZM98 121H99V120H98ZM101 121H102V120H100V122H101ZM128 121H129V120H128ZM150 121H151V120H150ZM156 121H157V120H156ZM159 121H160V119H159ZM169 121H170V122H168V123H172V122H171V119H170ZM185 121H186V120H184L183 122H185ZM187 121H188V119H187ZM187 121H186V122H187ZM199 121H200V120H199ZM222 121H224V120H222ZM228 121H229V120H228ZM236 121H238V120L236 119ZM236 121H233V122H236ZM251 121H252V120H251ZM256 121H257V120H256ZM259 121H260V120H259ZM259 121H258L256 124H258ZM17 122L19 123V121H17ZM22 122H23V121H22ZM40 122H39L38 124H40ZM43 122H42V123H43ZM54 122H55V121H54ZM62 122H63V123H62ZM93 122H94V121H93ZM122 122H123V121H122ZM132 122H133V121H132ZM203 122H204V121H203ZM216 122H217V121H216ZM230 122H231V121H230ZM240 122H241V121H240ZM252 122H253V121H252ZM83 123H84V122H83ZM83 123H80V124H83ZM90 123H91V122H90ZM95 123H92V125L95 124ZM103 123H104V121H103ZM115 123H116V122H115ZM123 123H124V122H123ZM127 123H130V126H131V124H132V123H131V119H130V121L127 122ZM127 123H126V126H127ZM154 123L157 124V123H159V122H157V123L154 122ZM168 123H167V124H168ZM178 123H179V125H180L179 120H178ZM192 123H193V122H192ZM200 123H201V122H200ZM211 123H212V122H211ZM217 123H219V122H217ZM217 123H216V126L218 125ZM222 123H223V122H220L219 124H222ZM225 123H226V122H225ZM225 123H223V124H225ZM227 123H229V122H227ZM237 123H238V122H237ZM254 123H255V122H254ZM15 124H17V123L15 122ZM15 124H13V127L15 126ZM24 124H26V123H24ZM24 124H22V127H23ZM27 124H28V123H27ZM27 124H26L25 127H27ZM29 124H30V125L34 124V125H32V126H34V128H36V127H35V124H36V123H33V122H32V124H31V123L29 122ZM38 124H37V125H38ZM45 124H46V123H45ZM69 124H70V123H69ZM76 124H79V122H77ZM80 124H79V126H80ZM88 124H89V123H88ZM97 124H98V122H97ZM99 124H100V123H99ZM99 124H98V126H99ZM101 124H102V123H101ZM135 124H136V122H135ZM135 124H134V125H135ZM143 124H144V122H143ZM146 124H148V123H146ZM150 124H151V123H150ZM155 124H153V125L151 124V125L154 127ZM160 124H161V123H160ZM167 124H166V125H167ZM183 124H184V123H183ZM188 124H189V123H187V125H188ZM213 124H214V123H212V125H213ZM3 125H4V123H3ZM5 125H6V124H5ZM5 125H4V126H5ZM20 125H21V124H20ZM30 125H29V126H30ZM40 125H41V124H40ZM47 125H48V124H47ZM47 125H46V126H47ZM53 125H52V126H53ZM70 125H71V124H70ZM83 125H84V124H83ZM86 125H85V126H86ZM114 125H115V124H114ZM136 125H137V124H136ZM141 125H142V124H140V126H141ZM148 125H149V124H148ZM151 125H150V126H151ZM191 125H192V124H191ZM202 125H203V124H202ZM207 125H208V124H207ZM207 125H205V126H206V127H210V124H209V126H207ZM226 125H228V124H226ZM230 125H231V124H230ZM0 126H2V125H0ZM17 126H19V125H17ZM52 126H50V124H49L47 127H48V128H51ZM54 126H53V127H54ZM72 126H74V125H72ZM72 126H70V127L72 128ZM75 126H76V125H75ZM77 126H78V125H77ZM101 126L103 127L104 125H101ZM128 126H129V125H128ZM128 126H127V127H128ZM132 126H133V125H132ZM138 126H139V125H138ZM143 126H144V125H143ZM146 126H147V125H146ZM146 126H145V127H146ZM164 126H165V125H164ZM168 126H169V125H168ZM168 126H167V127H168ZM182 126H183V125H182ZM182 126H181V127H182ZM189 126H190V124H189ZM205 126H204V127H205ZM221 126H222V125H221ZM2 127H3V126H2ZM2 127H0V128H2ZM7 127H8V129H9V126H7ZM13 127L11 126V129H13ZM43 127H44V126H43ZM80 127H82V126H80ZM86 127H87V126H86ZM86 127H84V128H86ZM96 127H97V126H96ZM118 127H119V126H118ZM124 127H125V126H124ZM133 127H134V126H133ZM165 127H166V126H165ZM175 127L177 128L178 125L175 126ZM190 127H191V126H190ZM192 127H193V126H192ZM192 127H191V128H192ZM197 127H198V125H197ZM197 127H195L194 129H196ZM200 127H203V126L200 125ZM213 127H214V126H213ZM217 127H218V126H217ZM3 128L5 129V127H3ZM3 128H2V130H3ZM45 128H46V127H45ZM48 128H47V129H48ZM71 128L68 129V130L71 131V130H72ZM73 128H74V127H73ZM75 128H76V127H75ZM78 128H79V127H78ZM93 128H94V126H93ZM93 128H92V129H93ZM99 128H100V127H99ZM111 128H112V127H111ZM115 128H116V127H115ZM134 128H135V127H134ZM136 128H137V127H136ZM149 128H150V127H149ZM149 128L146 129V130H149ZM151 128H152V127H151ZM151 128H150V129H151ZM168 128H169V127H168ZM185 128H186V127H185ZM185 128H184V126H183V129H185ZM14 129H16V127H15ZM19 129H20V128H19ZM29 129H31V128H29ZM38 129H39V128H37V131H38ZM43 129H44V128H42V130H43ZM47 129H45V130H47ZM51 129H52V128H51ZM51 129H48V131L51 130ZM76 129H77V128H76ZM76 129H75V130H76ZM80 129H81V128H80ZM82 129H83V128H82ZM122 129H123V128H122ZM122 129H121V132L123 131ZM138 129H139V128H138ZM160 129H162V128H160ZM164 129H165V128H163V130H164ZM166 129H167V128H166ZM169 129H170V128H169ZM171 129H172V126H171ZM174 129H175V128H174ZM189 129H190V128H189ZM189 129H188V130H189ZM194 129H192V130H194ZM198 129H203V128H198ZM198 129H196V130H198ZM5 130H6V129H5ZM9 130H10V129H9ZM24 130H25V129H24ZM24 130H22V131L20 130V131H16V132L13 131V133H11L10 135H8V138H9V139H12V140L14 141V143H18V144H19L20 142H18L17 140H21V137H22L21 135H23V134H24V135L27 134V132H26L27 130H26V131H24ZM31 130H32V129H31ZM52 130H54V129H52ZM63 130H62V131H63ZM87 130H88V129H87ZM89 130H90V129H89ZM89 130H88V131H89ZM97 130H98V129H97ZM99 130H100V129H99ZM99 130H98V131H99ZM101 130H102V129H101ZM132 130H133V129H132ZM143 130H144V129H143ZM146 130H145V132H146ZM167 130H168V129H167ZM176 130H177V129H176ZM180 130H181V129H180ZM0 131H1V129H0ZM33 131H34V130H33ZM48 131H47V132H48ZM57 131H59V130L57 129ZM62 131H61V132H62ZM76 131H77V130H76ZM76 131H75V133H76ZM79 131H80V130H79ZM83 131H84V130H83ZM83 131H82V132H83ZM88 131H87V132H88ZM95 131H96V130H95ZM102 131H103V130H102ZM102 131H100L102 134H103L104 132H107V131H103V132H102ZM128 131H129V130H128ZM128 131H127V132H128ZM137 131H138V130H137ZM140 131H141V130H140ZM150 131H151V130H150ZM160 131H161V130H160ZM165 131H166V130H165ZM171 131H172V130H170V132H171ZM182 131H183V130H182ZM39 132H40V131H39ZM47 132H46V133H47ZM50 132H51V131H50ZM54 132H56V131L54 130V131H53V134H54ZM61 132H60V133H61ZM96 132H97V131H96ZM96 132H94V133H95L94 137L96 136V137L98 138V136H97L98 134L96 135ZM111 132H112V130H111ZM117 132H118V131H117ZM117 132H114V133H117ZM123 132H124V131H123ZM127 132H126V133H127ZM130 132H133V131H130ZM142 132H143V131H142ZM142 132H141V133H142ZM145 132H144V133H145ZM162 132H163V134H166V132H165V133H164V131H162ZM162 132H161V133H162ZM174 132H175V131H174ZM0 133H1V132H0ZM5 133H6V132H5ZM43 133H44V130H43ZM43 133H42V134H43ZM57 133H58V132H57ZM60 133H59V134H60ZM77 133H78V132H77ZM77 133H76V135H77ZM85 133H86V132H84V134H85ZM101 133H99V135H101ZM128 133H129V132H128ZM133 133H134V132H133ZM133 133H132L131 135H134ZM141 133H139V135H138L139 137H142V135L140 136ZM144 133H143V134H144ZM156 133H157V134H158V133L160 134V132H158V131H157ZM188 133H189V132H188ZM188 133H185V134L187 135ZM190 133H191V132H190ZM2 134H4V133H2ZM33 134H35V133L33 132ZM39 134H40V136H41V133H39ZM44 134H45V133H44ZM50 134H51V133H50ZM59 134H57V136H58ZM66 134H67V131H66ZM71 134H72V133H71ZM71 134H70V135H71ZM86 134H87V133H86ZM88 134H89V133H88ZM104 134H105V133H104ZM119 134H121V133H119ZM124 134H125V133H124ZM129 134H130V133H129ZM129 134H127V136H128ZM153 134H155L154 131H153ZM159 134H158V135H159ZM163 134H161V135H163ZM173 134H174V133H173ZM178 134H179V133H178ZM6 135H7V134H6ZM29 135H30V133H29ZM29 135H27V136L25 135L26 137H25V136H24V137L27 138ZM31 135H32V132H31ZM35 135H36V134H35ZM35 135H34V136H35ZM37 135H38V133H37ZM37 135H36V136H37ZM46 135H48V134H46ZM55 135H56V134H55ZM55 135H54V136L52 135V138L55 137ZM60 135H61V134H60ZM60 135H59V136H60ZM64 135H65V134H64ZM64 135H63L62 137H64ZM67 135H69V134H67ZM80 135H82V134H80ZM90 135H91V136H90ZM90 135L88 136V138L90 137L91 139H93L94 137L92 136L91 133H90ZM131 135L128 136V137L130 138ZM149 135H150V134H149ZM180 135H182V134H180ZM186 135H185V136H186ZM3 136H4V135H3ZM34 136L32 135V138H33ZM59 136H58V137H59ZM72 136H73V135H72ZM74 136H75V135H74ZM102 136H103V135H102ZM119 136H120V135H119ZM119 136H118V137H119ZM143 136H144V135H143ZM151 136H152V132H151ZM153 136H154V135H153ZM155 136H156V135H155ZM165 136H166V135H165ZM169 136H171V135H169ZM4 137H5V136H4ZM19 137H20V139H19ZM38 137H39V136H38ZM45 137H46V136H45ZM48 137H50V136H48ZM62 137H61V139H62ZM69 137H70V136H69ZM78 137H79V135H78ZM81 137H82V136H81ZM92 137H93V138H92ZM118 137L115 138V139H118V141H119V138L122 139V137H119V138H118ZM147 137H148V134H147L146 138H147ZM149 137H150V136H149ZM149 137H148V138H149ZM156 137H157V136H156ZM156 137H155V138L153 137V138L156 140ZM159 137H160V136H159ZM159 137H158V138H159ZM172 137H173V136H172ZM176 137H177V136H176ZM179 137H181V136H179ZM182 137H184V136H182ZM0 138H1V137H0ZM2 138H3V137H2ZM6 138H7V136H6ZM22 138H23V137H22ZM25 138H24V139H25ZM30 138H31V137H30ZM34 138H35V137H34ZM41 138H42V136H41ZM43 138H44V137H43ZM46 138H47V137H46ZM50 138H51V137H50ZM52 138H51V139H52ZM55 138H56V137H55ZM66 138H67V140H68V137H66ZM83 138H85V137H83ZM86 138H87V136H86ZM86 138H85V139H86ZM99 138H100V136H99ZM133 138H134V137H133ZM135 138H138V137H135ZM146 138H143V139H146ZM151 138H152V137H151ZM158 138H157V139H158ZM162 138H163V137H162ZM24 139H23V141H24ZM35 139H37V138H35ZM48 139H49V138H47V141H48ZM56 139H58V138H56ZM56 139H55V140H56ZM61 139H60V140H61ZM71 139L73 140V138H71ZM71 139L69 138V140H71ZM81 139H82V138L79 137L78 140L81 141ZM91 139H90L89 141H91ZM100 139H103V138H100ZM123 139H124V138H123ZM123 139H122V140H123ZM139 139H141V138H139ZM154 139H153V140H154ZM171 139H172V138H171ZM174 139H177V138H174ZM174 139H173V140H174ZM0 140H1V139H0ZM3 140L6 141V139H4V138H3ZM15 140H16L17 142H16ZM26 140H27V139H26ZM26 140H25V141H26ZM75 140H76V139H75ZM75 140H74V141H75ZM94 140H95V139H94ZM96 140H97V139H96ZM96 140H95V141H96ZM131 140H132V139L130 138V141H131ZM134 140H135V139H134ZM134 140H133V141H134ZM153 140H152V141H153ZM7 141H8V140H7ZM10 141H11V140H10ZM10 141H8V142H10ZM23 141H22V142H23ZM28 141H29V140H28ZM30 141H31V140H30ZM33 141H34V140H33ZM36 141H37V140H35V142H36ZM43 141H44V140H43ZM43 141H42V142H43ZM50 141H51V140H49V142H50ZM64 141H65V140H63V142H64ZM86 141H88V139H86ZM98 141L100 142V140H98ZM103 141H104V140H103ZM107 141H108V140H107ZM109 141H110V140H109ZM111 141H113V139H112ZM114 141H116V140H114ZM124 141H125V139H124ZM142 141H143V140H142ZM146 141H147V140H146ZM146 141H145V142H146ZM149 141H150V140H149ZM149 141H148V142H149ZM3 142H4V141H3ZM22 142H21V143H22ZM40 142H41V140H40ZM40 142H39V143H40ZM60 142H61V141H60ZM63 142H62V143H63ZM65 142H66V141H65ZM83 142H84V140H83ZM83 142H82V143H83ZM96 142H97V141H96ZM121 142H122V141H121ZM127 142H128V141H127ZM135 142H137V140H135ZM139 142L141 143V141H139ZM12 143H13V142H12ZM24 143H25V142H24ZM37 143H38V141H37ZM37 143H36V144H37ZM43 143H44V142H43ZM45 143H47V142H45ZM45 143H44V144H45ZM71 143H72V142H70L69 144H71ZM78 143H79V142H78ZM80 143H81V142H80ZM85 143L87 144V142H85ZM85 143H84V144H85ZM91 143H92V141H91ZM93 143H94V142H93ZM114 143H116V142H114ZM131 143H134V142H131ZM131 143H130V144H131ZM143 143H144V142H143ZM153 143H154V142H153ZM26 144H27V141H26ZM26 144H24V145H26ZM29 144H30V146H31V145H32V141H31V143H29ZM33 144H34V142H33ZM56 144H59V143L56 142ZM75 144H76V142H75ZM75 144H74V145H75ZM94 144H95V143H94ZM94 144H92V145H94ZM123 144H124V143H123ZM123 144H122V145H123ZM136 144H137V146H138L139 143H136ZM141 144H142V143H141ZM149 144H150V143H149ZM0 145H1V142H0ZM2 145H3V144H2ZM2 145H1V146H2ZM5 145H6V144H5ZM11 145H12V144H11ZM21 145H22V144H21ZM21 145L19 144L18 146H21ZM24 145H22V146H24ZM34 145H35V144H34ZM46 145H47V144H45V147H46ZM53 145H54V144H53ZM59 145H60V144H59ZM64 145H65V144H64ZM64 145H62V146L65 147ZM67 145H68V144H67ZM74 145H73V146H74ZM77 145H78V144H77ZM90 145H91V144H90ZM120 145H121V144H120ZM127 145H128V143H127ZM142 145H144V144H142ZM142 145H141V146H142ZM14 146H15V145H13V147H14ZM26 146H27V145H26ZM26 146H25V149H26ZM28 146H29V145H28ZM30 146H29V147H30ZM42 146H44V145H42ZM50 146H51V145H50ZM83 146H84V145H83ZM102 146H103V145H102ZM137 146H136V147H137ZM148 146H149V145H148ZM148 146H147V147H148ZM8 147H10V146L8 145ZM13 147H12V148H13ZM32 147H33V146H32ZM54 147H58V145H57V146H54ZM63 147H62V148H63ZM71 147H72V146H71ZM80 147H81V145H80ZM84 147H85V146H84ZM86 147H87V146H86ZM88 147H89V146H88ZM94 147H95V146H94ZM103 147H104V146H103ZM123 147H124V146H123ZM132 147L135 148V146H132ZM132 147H131V148H132ZM144 147H146V146H144ZM147 147H146V148H147ZM155 147H156V146L154 145V148H155ZM10 148H11V147H10ZM14 148H16V146H15ZM14 148H13V149H14ZM23 148H24V147H23ZM23 148H22V149H23ZM27 148H28V147H27ZM30 148H31V147H30ZM30 148H29V149H30ZM47 148H48V150H47V149H46V150H47L48 152H49V151H53V150H52L53 147L51 148V147H49V145H48ZM58 148H59V147H58ZM67 148H68V147H67ZM74 148H75V146H74ZM74 148H73V149H74ZM81 148H82V147H81ZM81 148H80V149H81ZM134 148H133V150H134ZM151 148H152V146H151ZM13 149H12V150H13ZM16 149H17V148H16ZM19 149H21V147H20ZM32 149H33V148H32ZM39 149H40V148H39ZM43 149H44V148H43ZM69 149H70V147H69ZM86 149H87V148H86ZM101 149H102V148H101ZM127 149H130V148H127ZM136 149H137V148H136ZM141 149H142V148H141ZM148 149H149V148H147V152L149 153L150 149H149V151H148ZM152 149H153V148H152ZM9 150H10V149H9ZM33 150H34V149H33ZM35 150H36V149H35ZM41 150H42V147H41ZM58 150H59V149H58ZM58 150L56 149L55 151L58 152ZM70 150L72 151V149H70ZM74 150H75V149H74ZM76 150H77V149H76ZM82 150H83V149H82ZM82 150H81V151H82ZM90 150H91V149H90ZM90 150H89V153L91 152ZM131 150H132V149H131ZM142 150H143V149H142ZM142 150H141V152H142ZM19 151H20V150H19ZM19 151H18V152H19ZM47 151H46V152H47ZM61 151H63V150L61 149ZM81 151H79V156H80V152H81ZM86 151H87V150H86ZM98 151H99V150H98ZM138 151H140V150H138ZM138 151H136V152H138ZM20 152H21V151H20ZM23 152H24V151H23ZM25 152H26V154H27V151H26V150H25ZM30 152H31V151H30ZM36 152H38V151H36ZM36 152H35V154H36ZM39 152H40V151H39ZM43 152H45V151H43ZM95 152H97V151H95ZM151 152H153V150H152ZM154 152H155V151H154ZM16 153H17V152H16ZM16 153H15V155H16ZM33 153H34V152H33ZM33 153H32V155H33ZM41 153H42V152H41ZM41 153H38L37 155H40ZM53 153H54V152H52V154H53ZM55 153H56V152H55ZM55 153H54V154H55ZM58 153H59V152H58ZM71 153H72V152H71ZM71 153H70V154H71ZM84 153H85V152H84ZM86 153H87V152H86ZM86 153H85L84 155H86ZM92 153H94V151H93ZM143 153H144V152H143ZM26 154H25L24 156H23V155H22V156L25 157V156H27ZM28 154H29V153H28ZM77 154H78V153H77ZM82 154H83V153H81V155H82ZM87 154H88V153H87ZM97 154H98V153H97ZM153 154H154V153H153ZM30 155H31V154H29V156H30ZM32 155H31L30 157H32ZM41 155H42V154H41ZM44 155H45V154H44ZM47 155H48V158H50L49 161H52L50 155H49L48 153L46 154V156H47ZM55 155H56V154H55ZM55 155H52V156H55ZM57 155H58V154H57ZM59 155H60V153H59ZM72 155H73V153H72ZM72 155H69V157L71 158ZM89 155H91V154H89ZM94 155H95V153H94ZM94 155H92V157H93ZM100 155H101V154H100ZM148 155H149V154H148ZM148 155H147V156H148ZM35 156H36V155H35ZM35 156H33L32 158H34ZM73 156L76 157L75 153H74ZM73 156H72V157H73ZM77 156H78V155H77ZM96 156H98V155H96ZM143 156H146V155L144 154ZM38 157H40V159H41V156H38ZM75 157H73V158H75ZM81 157H82V156H81ZM92 157H91V158H92ZM256 157H257V156H256ZM256 157H253V158H256ZM27 158H28V157H27ZM36 158H37V157H36ZM42 158H43V156H42ZM70 158H69V159H70ZM79 158H80V157H79ZM79 158H78V159H79ZM86 158H87V157H86ZM86 158H85V160H86ZM91 158H90V159L87 158V159H89V161H90ZM93 158H96V157H93ZM258 158L260 159L259 156H258ZM30 159H31V158H30ZM30 159H29V160H30ZM38 159H39V158H38ZM40 159H39V160H40ZM63 159H64V158H63ZM76 159H77V158H75L74 160H76ZM81 159H82V158H81ZM83 159H84V158H83ZM83 159H82V160H83ZM259 159H257V160L259 161ZM26 160H27V159H26ZM32 160H33V159H32ZM39 160H38V161H39ZM54 160H55V158H54ZM57 160H58V159H56V162H57ZM64 160L66 161V159H64ZM74 160L72 159L73 162H74ZM254 160H256V159H254ZM254 160H253V161H254ZM257 160H256V161H257ZM30 161H31V160H30ZM30 161H28V162H30ZM33 161H34V160H33ZM42 161H43V160H42ZM60 161H61V160H60ZM65 161H62L63 164H59V165H64V162H65ZM69 161H71V159L68 160V162H69ZM72 161H71V162H72ZM78 161H79V160H78ZM80 161H81V160H80ZM89 161H87L86 164H87ZM260 161H261V160H260ZM56 162H54V164H56ZM68 162H67V163H68ZM71 162H70V163H71ZM84 162H85V161H84ZM84 162H83V163H84ZM35 163H36V162H35ZM58 163H59V162H58ZM58 163H57V164H58ZM67 163H65V164L67 165ZM77 163H78V162H77ZM77 163H75V165H77ZM83 163H82V164H83ZM51 164H52V163H51ZM80 164H81V163H80ZM59 165H58V166H59ZM66 165H65V166H66ZM69 165H70V164H69ZM72 165H74V164H72ZM78 165H79V164H78ZM250 165H251V163H250ZM256 165H258V168H259V166H261V162H260V164L256 163ZM262 165H263V164H262ZM253 166H254V164H253ZM67 167H68V166H67ZM73 167H75V166H71V167H68V168L71 170V168L73 169ZM169 167H170V166H169ZM171 167H172V166H171ZM174 167H175V166H174ZM255 167H256V166H255ZM263 167H264V165H263ZM60 168H61V167H60ZM68 168H66V169L68 170ZM165 168H166V167H165ZM165 168H164V169H165ZM176 168H177V166H176ZM251 168H253V167H251ZM261 168H262V167H261ZM164 169H162V170H164ZM170 169H171V168H170ZM204 169H205V168H204ZM256 169H257V168H256ZM256 169H255V170H256ZM3 170H4V168H3ZM67 170H66V171H67ZM172 170H174V169H172ZM262 170H263V169H262ZM262 170H260V171H262ZM164 171H165V170H164ZM167 171H168V170H167ZM169 171H170V170H169ZM169 171H168V172H169ZM178 171H179V169H178ZM200 171H201V170H200ZM256 171H257V170H256ZM260 171H259V172H260ZM155 172H157V171H153V174L151 173L152 176L155 174ZM160 172H161V170H160ZM160 172H158V173H160ZM181 172H182V171H181ZM203 172H204V170H203ZM257 172H258V171H257ZM1 173H2V175L4 176V172H1ZM169 173H170V172H169ZM169 173H168V174H169ZM171 173H172V172H171ZM173 173H174V172H173ZM176 173H178V172H176ZM200 173H201V172H200ZM164 174H166V173H164ZM178 174H180V173H178ZM178 174H176V175H178ZM203 174H204V173H203ZM2 175L0 174V177H1ZM156 175H157V173H156ZM156 175H155V176H156ZM160 175H161V174H160ZM160 175H158V176L160 177ZM170 175H171V174H170ZM176 175H175V176H176ZM200 175H202V173H201ZM148 176H149V175H148ZM164 176H166V175H164ZM172 176H173V174H172ZM180 176H181V174H180ZM4 177H5V176H4ZM4 177H3V180H4ZM159 177H158V178H159ZM162 177H163V176H162ZM166 177H167V176H166ZM181 177H182V176H181ZM145 178H147V177H145ZM148 178H149V177H148ZM154 178H155V177H154ZM160 178H161V177H160ZM169 178H172V179H173L174 177H169ZM169 178H168V179H169ZM178 178H179V177H178ZM6 179H7V178H6ZM150 179H153V178L150 177ZM3 180H2V181H3ZM144 180H145V179H144ZM155 180H156V179H155ZM164 180H165V179H164ZM175 180H178V179H175ZM179 180H180V179H179ZM0 181H1V180H0ZM2 181H1V182H2ZM152 181H153V180H152ZM157 181H158V179H157ZM159 181H160V180H159ZM161 181H162V178H161ZM161 181H160L159 183H161ZM170 181H171V179H170ZM4 182H6V181H4ZM7 182H8V181H7ZM162 182H163V181H162ZM174 182H176V181H174ZM174 182H172V183L175 184ZM14 183H15V182H14ZM143 183H144V182H143ZM145 183H147V182L145 181ZM145 183H144V184H145ZM153 183H154V182H153ZM155 183H156V182H155ZM166 183H167V182H166ZM168 183L170 184V182H168ZM179 183H181V181H180V182L178 181L177 184H179ZM263 183H264V182H263ZM0 184H1V183H0ZM4 184H5V183H4ZM9 184H10V182H9ZM11 184H13V182H11ZM16 184H17V183H16ZM147 184H148V183H147ZM147 184H146V185H147ZM173 184H172V185H173ZM177 184H176V185H177ZM14 185H15V184H14ZM14 185H13V186L11 185L12 188L14 187ZM28 185H29V184H28ZM135 185H136V184H135ZM135 185H132V186L136 187ZM140 185H142V184H140ZM146 185H145V186H146ZM167 185H168V184H167ZM167 185L165 184L164 186L166 187ZM0 186H1V185H0ZM2 186H3V183H2ZM6 186H7V185H6ZM6 186H5V187H6ZM129 186H131V185H129ZM138 186H139V185H138ZM150 186H152V184H151ZM150 186H149V187H150ZM154 186L156 187L157 184L154 185ZM154 186H153V187H154ZM159 186H160V185H159ZM162 186H163V185H162ZM143 187H144V186H143ZM165 187H164V188H165ZM177 187H178V186H177ZM177 187H176V188H177ZM6 188H7V187H6ZM128 188H130V187H128ZM128 188H127V191H128ZM140 188H142V187L140 186ZM140 188H139V189H140ZM166 188H167V187H166ZM180 188H181V186H180ZM184 188H185V187H184ZM184 188H183V189H184ZM1 189H2V187L0 188V190H1ZM8 189H10L9 186H8ZM13 189H14V188H13ZM13 189H12L11 191H10V190H8V191L11 193L12 191H15V190H13ZM15 189H16V188H15ZM27 189H28V187H27ZM27 189H25V190H26L27 193H28L29 191H28ZM120 189L123 190V188H120ZM131 189H132V188H130V190H131ZM135 189H137V187H136ZM154 189H155V188H154ZM162 189H163V188H162ZM174 189H175V188H174ZM188 189H189V188L185 189L184 191H186V190H188ZM262 189H263V188L261 187V190H262ZM3 190H4V189H2L1 192H2ZM6 190H7V189H6ZM29 190H30V188H29ZM81 190H82V189H81ZM83 190H84V189H83ZM83 190H82V191H83ZM124 190H125V188H124ZM132 190H134V188H133ZM132 190H131V192H133ZM142 190H144L145 192L147 191L146 193H148V190H146L145 188L142 189ZM142 190H141V191H142ZM151 190H152V189H151ZM160 190H161V189H160ZM168 190H169V188H168ZM175 190H176V189H175ZM191 190H194V189L192 188ZM248 190H249V189H248ZM250 190H251V189H250ZM252 190H253V189H252ZM4 191H5V190H4ZM8 191H6V192H8ZM72 191H74V190H72ZM82 191H81V192H82ZM84 191H85V190H84ZM119 191H120V190H119ZM135 191L137 192L138 190H135ZM139 191H140V190H139ZM155 191H156V190H155ZM172 191H174V190H172ZM211 191L213 192V190H211ZM221 191H222V190H221ZM263 191H264V189H263ZM1 192H0V194H1ZM9 192L6 193V194H10ZM32 192H33V191H32ZM50 192H51V191H50ZM70 192H71V191H70ZM117 192H118V191H117ZM122 192H124V194L126 193V191H122ZM131 192H130V193H131ZM175 192H176V191H175ZM175 192H174V193H175ZM177 192H178V191H177ZM181 192H182V188H181ZM191 192H192V191H191ZM191 192H190V193H191ZM200 192H201V195H203V194H202V191H199V193H200ZM214 192H216V191H214ZM246 192H247V191H246ZM254 192H255V190H254ZM260 192H261V191H260ZM260 192H259V193H256V194H260ZM2 193H3V192H2ZM4 193H5V192H4ZM16 193H18V192H16ZM29 193H31V191H30ZM33 193H34V192H33ZM36 193L38 194V191H36ZM52 193H53V192H52ZM58 193H59V192H58ZM62 193H63V192H62ZM74 193H76V192H74ZM99 193H101V192L98 191V194H99ZM105 193H107V192H105ZM111 193H112V192H111ZM111 193H110V196H111ZM120 193H121V192H120ZM133 193H134V192H133ZM137 193H138V192H137ZM137 193H135V194H137ZM142 193H143V191H142ZM154 193H156V192H154ZM166 193H167V191H166ZM168 193H169V192H168ZM199 193H198V195H199ZM208 193H209V191H208ZM221 193H222V192H221ZM221 193H220V194H221ZM248 193H249V192H248ZM250 193H251V192H250ZM6 194H5V195H6ZM19 194H20V193H18V195H19ZM22 194H23V190H22ZM31 194H32V193H31ZM40 194H42V193L40 192ZM50 194H51V193H50ZM54 194H55V193H54ZM56 194H57V192H56ZM60 194H61V193H60ZM71 194H73V192H72ZM78 194H79V192H78ZM78 194H76V195H78ZM83 194H85V193L83 192ZM83 194L81 193V194L78 196L79 198L77 197L78 201H79V199H80L81 197H82L81 199H83V197H84ZM87 194H88V192H87ZM95 194H96V193H95ZM101 194H102V193H101ZM144 194H145V193H144ZM156 194H157V193H156ZM160 194H161V192H160ZM163 194H165V193L163 192ZM171 194H172V192H171ZM210 194H211V193H210ZM215 194H216V193H215ZM222 194H223V193H222ZM252 194H253V192H252ZM252 194H251V196H253L255 193H254L253 195H252ZM256 194H255V195H256ZM261 194L263 195V192H262ZM11 195H12V194H11ZM15 195H16V194H15ZM25 195L31 196V195L26 194V193H25ZM42 195H43V194H42ZM44 195H45V194H44ZM48 195H49V194H48ZM58 195H59V194H58ZM67 195H70V194L67 193ZM67 195L65 194V196H67ZM74 195H75V194H74ZM81 195H82V196H81ZM93 195H94V194H93ZM93 195H92V197H93ZM102 195H103V194H102ZM102 195H101V196H102ZM108 195H109V194H108ZM112 195H113V194H112ZM114 195H115V194H114ZM128 195H129V194H128ZM157 195H158V194H157ZM172 195H173V194H172ZM177 195H178V194H177ZM184 195H186V194H184ZM204 195L206 196L207 194H204ZM212 195H213V194H212ZM212 195H211V197H212ZM217 195H218V194H217ZM217 195H215V196H217ZM224 195H225V194H224ZM230 195H231V194H230ZM230 195H229V196H230ZM234 195H235V194H234ZM237 195H238V194H237ZM3 196H4V195H3ZM3 196H2V198H1V197H0V198L3 199ZM7 196H8V195H7ZM13 196H14V195H13ZM13 196H12V197H13ZM16 196H17V195H16ZM20 196H21V195H20ZM28 196H27V197L25 196V197L28 198ZM61 196H63V195H61ZM80 196H81V197H80ZM89 196H90V195H88V197H89ZM95 196H96V195H95ZM98 196H100V195H98ZM101 196H100V197H101ZM110 196H109V198L111 199ZM120 196H121V194H120ZM123 196H124V195H123ZM135 196H136V195H135ZM139 196H140V195H139ZM139 196L137 195L138 199H139ZM141 196H142V195H141ZM144 196H146V194H145ZM144 196H143V197H144ZM159 196H160V195H158L157 197H159ZM166 196H167V195H166ZM174 196H176V195H174ZM182 196H183V195H182ZM189 196H190V194H189ZM207 196H208V195H207ZM215 196H214V198H212V199H215V198H216ZM222 196H223V195H222ZM241 196H242V195H241ZM247 196H249V195H247ZM251 196H250V197H251ZM260 196H261V195H260ZM260 196L258 197V195H257L256 197L259 198V200H260V198H263L262 196H261V197H260ZM263 196H264V195H263ZM9 197H10V196H9ZM9 197H8V199H9ZM17 197H19V196H17ZM31 197H32V196H31ZM39 197H40V196H39ZM49 197H50V196H49ZM54 197H56V196H54ZM58 197H59V196H58ZM63 197H64V196H63ZM68 197H69V198L71 197L70 200L73 198L72 196H67V198H68ZM75 197H76V196H75ZM86 197H87V196H86ZM88 197H87V198H88ZM103 197H104V196H103ZM124 197H125V196H124ZM124 197H122V198L124 199ZM146 197H147V196H146ZM148 197H149V196H148ZM157 197H156V199H157ZM169 197H170V196H169ZM179 197H181V196H179ZM199 197H200V195H199ZM199 197H195V198L201 199V198H199ZM211 197H210V198H211ZM218 197H219V196H217V198H218ZM231 197H233V195H231L230 198H231ZM250 197H249V198H250ZM253 197H254V196H253ZM253 197H252V198H253ZM5 198H6V197H4V199H5ZM22 198H23V195H22ZM46 198H47V197H46ZM50 198H51V197H50ZM69 198H68V199H69ZM87 198H86V199H87ZM105 198H106V197H105ZM107 198H108V197H107ZM115 198H116V196H115ZM115 198H114V199H115ZM126 198H127V200H128V197H126ZM129 198H130V197H129ZM132 198H133V199L135 198L134 195H133ZM132 198H131V200H132ZM140 198H142V197H140ZM149 198H150V197H149ZM159 198H160V197H159ZM159 198H158V199H159ZM162 198L164 199V197H162ZM165 198H166V197H165ZM176 198H177V197H176ZM206 198H207V197H206ZM222 198H223V197H222ZM230 198H229V199H230ZM249 198H248V199H249ZM12 199H13V198H12ZM14 199H15V198H14ZM14 199H13L12 201H14ZM23 199H24V198H23ZM42 199H44V196L42 197ZM74 199H75V198H74ZM92 199H93V198H92ZM98 199L101 200L102 198H97V200H98ZM103 199H104V198H103ZM114 199H113V200H114ZM138 199H137V200H138ZM145 199H146V198H145ZM154 199H155V198H154ZM156 199H155V200H156ZM166 199H167V198H166ZM181 199H183V198H181ZM189 199H193V200H195L194 198H192V196H191V198L189 197ZM189 199H188V200H189ZM241 199H243V198H241ZM245 199H246V198H245ZM254 199H256V198H254ZM254 199H253V200H254ZM263 199H264V198H263ZM10 200H11V198H10ZM26 200H27V199H26ZM30 200H31V198H30ZM32 200L35 201L34 198H33ZM44 200L46 201V199H44ZM44 200H42V201H44ZM52 200H53V198H52ZM89 200H90V199H89ZM89 200L87 199L86 201H89ZM97 200H96V201H97ZM100 200H99V201H100ZM106 200H108V199H106ZM117 200H118V199H117ZM124 200H125V199H124ZM131 200H130V201H131ZM147 200H148V199H147ZM150 200H153V199H150ZM155 200H154V201H155ZM167 200H168V199H167ZM177 200H178V199H177ZM179 200H180V199H179ZM183 200H185V199H183ZM205 200H206V199H205ZM216 200H217V199H216ZM216 200H215V201H216ZM221 200H223V199H221ZM232 200H233V199H232ZM235 200H236V199H235ZM235 200H234V201H235ZM249 200H250V199H249ZM20 201H22V200H20ZM23 201H24V200H23ZM23 201H22V202H23ZM27 201H28V200H27ZM37 201L40 202L41 200L39 201V199H38ZM58 201H59V200H58ZM60 201H62V200H60ZM63 201H66V200L63 199ZM72 201H73V200H72ZM72 201H71V202H72ZM74 201H75V200H74ZM74 201H73V203H74ZM76 201H77V200H76ZM99 201H98V202H99ZM110 201H111V200H110ZM142 201L144 202L145 200L143 199ZM160 201H161V200H159V202H160ZM171 201H173V200H170V202H171ZM174 201H175V200H174ZM181 201H182V200H181ZM181 201H180V202H181ZM202 201H203V200H202ZM206 201H207V200H206ZM210 201H212V200L210 199ZM225 201H227V200H225ZM234 201H233V202H234ZM239 201H240V200H239ZM243 201H244V199H243ZM245 201H246V200H245ZM245 201H244V202H245ZM254 201H255V200H254ZM254 201H252V202H254ZM261 201H262V199L260 200V203L262 204ZM2 202H4V201H2ZM2 202H1V203H2ZM35 202H36V201H35ZM35 202H33L34 205H35ZM56 202H57V201H56ZM56 202H55V203L53 202V203H54V204H58V203H56ZM67 202H68V200H67ZM67 202H64V204L67 203ZM90 202L93 203L92 200H91ZM90 202H89V203H90ZM100 202H101V201H100ZM100 202H99V203H100ZM103 202H104V201H103ZM103 202H101V203H103ZM112 202H113V201H112ZM118 202H119V201H118ZM122 202H123V201H121V204H122ZM125 202H126V201H125ZM127 202H128V201H127ZM135 202H137V201H135ZM147 202H148V201H147ZM147 202H146V203H147ZM166 202H167V201H166ZM168 202H169V200H168ZM184 202H185V201H184ZM186 202H187V201H186ZM189 202L191 203L190 200H189ZM195 202H196V201H195ZM195 202H194V204H195ZM198 202H200V201H198ZM217 202H218V201H217ZM221 202H222V201H221ZM221 202H220V203H221ZM231 202H232V201H231ZM231 202H230V203H231ZM233 202H232V203H233ZM248 202H249V201H248ZM250 202H251V201H250ZM257 202H258V200H257ZM4 203H6V202H4ZM7 203H8V202H7ZM10 203H11V202H10ZM10 203H9L8 205H11ZM30 203H31V202H30ZM30 203H29V204H30ZM41 203H43V202H41ZM46 203H48V202L46 201ZM53 203L51 202L50 205L53 204ZM68 203H69V205L67 204V206L69 207L72 203L70 204V201H69ZM75 203H76V202H75ZM79 203H80V202H79ZM81 203H82V200H81ZM87 203H88V202H87ZM105 203L107 204V201H106ZM123 203H124V202H123ZM139 203H140V202H139ZM139 203H137V205H139ZM144 203H145V202H144ZM146 203H145V204H146ZM148 203H149V202H148ZM157 203H158V202H157ZM160 203H161V202H160ZM160 203H159V205H160ZM171 203H172V202H171ZM176 203H177V202H176ZM176 203H175V204H176ZM190 203H189V204H190ZM213 203H214V202H213ZM215 203H216V202H215ZM222 203H223V202H222ZM226 203H227V202H226ZM232 203H231V204H232ZM235 203L238 204V205L240 206V208H242V207H244V206H247V203H246V202H245L246 205H244V203H243L244 206H243L242 204H239L240 202H239V203L235 202ZM254 203H255V202H254ZM260 203H258V204H260ZM263 203H264V202H263ZM36 204H37V203H36ZM43 204H44V203H43ZM85 204H86V203H85ZM85 204H84V206H85ZM93 204H94V203H93ZM96 204H97V203H96ZM108 204H109V201H108ZM119 204H120V203H119ZM121 204H120V205H121ZM132 204H133V203H132ZM134 204H135V203H134ZM134 204H133V205H134ZM142 204H143V203H142ZM150 204H151V203H150ZM163 204H164V203H163ZM168 204H169V203H168ZM178 204H179V202L177 203V205H178ZM183 204H184V203H183ZM186 204H187V206H188V202H187ZM192 204H193V203H192ZM194 204H193V205H194ZM197 204H199V203H197ZM207 204H208V201H207ZM211 204H212V203H211ZM216 204H218V203H216ZM228 204H229V203H228ZM231 204H230V206H231ZM258 204H257V205H258ZM19 205H20V204L18 203V204H17V207H18V208H19ZM22 205H23V204H22ZM22 205H20V206H22ZM26 205H27V204H26ZM30 205H31V204H30ZM30 205H29V206H30ZM39 205H40V204H39ZM47 205H48V204H47ZM50 205H48L47 208H48ZM60 205H61V203H60ZM62 205H63V203H62ZM73 205H75V204H73ZM82 205H83V204H82ZM88 205L91 206L92 204H88ZM99 205H100V204H99ZM117 205H118V204H117ZM135 205H136V204H135ZM146 205H147V204H146ZM148 205H149V204H148ZM154 205L156 206V204H154ZM159 205H158V206H159ZM161 205H162V204H161ZM161 205H160V206H161ZM166 205H167V203H166ZM170 205H171V204H170ZM173 205H174V203H173ZM177 205H176V206H177ZM180 205H182V203H181ZM184 205H185V204H184ZM184 205H183V206H184ZM195 205H196V204H195ZM201 205H202V204H201ZM208 205H210V202H209ZM214 205H215V204H214ZM218 205H219V204H218ZM218 205H217V206H218ZM241 205H242V206H241ZM249 205H252V203L249 204ZM249 205H248L247 207L250 208ZM0 206H1V204H0ZM11 206H13V204H12ZM53 206H55V205H53ZM53 206L51 205V207H53ZM56 206H58V205H56ZM63 206H64V205H63ZM75 206H77V205H75ZM78 206H80V205L78 204ZM84 206H83V207H84ZM93 206H94V205H93ZM102 206H103V205H102ZM104 206H105V205H104ZM104 206H103V207H104ZM109 206H110V204H109ZM113 206H114V205H113ZM141 206H142V205H141ZM144 206H145V205H144ZM149 206H150V205H149ZM151 206H153V205H151ZM160 206H159V207H160ZM199 206H200V205H199ZM199 206H198V207H199ZM202 206H205V207H206L207 205H206V204H205V205L203 204ZM211 206H212V205H211ZM217 206H215L216 209H219V208H217ZM221 206H222V204H221ZM226 206H227V205H226ZM226 206L223 205V207H226ZM228 206H229V205H228ZM259 206H260V205H258V207H259ZM2 207H3V204H2ZM4 207H5V206H4ZM6 207H7V206H6ZM8 207H9V206H8ZM8 207H7L6 209H8ZM13 207H15V206H13ZM13 207H12V209H13ZM43 207H44V206H43ZM43 207H42L41 209H43ZM51 207H49V209H50ZM58 207H59V206H58ZM68 207H67V208H68ZM72 207H73V206H72ZM81 207H82V206H80V208H81ZM95 207H96V206H94V208H95ZM117 207H118V206H117ZM122 207H124V206H122ZM139 207H140V206H139ZM161 207H162V206H161ZM161 207H160V208H161ZM190 207H191V206H190ZM193 207H194V206H193ZM205 207H204V208H205ZM208 207H209V206H208ZM218 207H219V206H218ZM223 207H222V208H223ZM234 207H235V206H234ZM252 207H253V206H251V208H250L251 210L254 208V207H253V208H252ZM256 207H257V206H256ZM262 207H263V209H264V206H263V205H262ZM262 207H260V209H261ZM28 208H29V207H28ZM36 208H37V206H36ZM36 208H35V212H36ZM39 208H40V206H39ZM44 208H45V207H44ZM53 208H54V209H52V211L55 210L56 207H53ZM59 208H61V207H59ZM64 208H65V207H64ZM64 208H63V209H64ZM86 208H87V207H86ZM86 208H85V210H86ZM105 208H106V206H105ZM108 208L110 209V207H108ZM113 208H114V207H113ZM113 208H112V209H113ZM115 208H116V207H115ZM132 208H133V207H132ZM140 208H141V207H140ZM163 208H165V207H163ZM167 208H168V210H169V209H170V210L173 209V208H169V207H167ZM185 208H186V206H185ZM191 208H192V207H191ZM199 208H201V207H199ZM230 208H231V207H230ZM230 208H228V209H230ZM240 208H239V211H240ZM249 208H247V209H249ZM0 209H1V207H0ZM20 209H21V208H20ZM30 209H32V208H30ZM37 209H38V208H37ZM63 209H62V210H63ZM65 209H66V208H65ZM68 209H69V208H68ZM70 209H71V206H70ZM70 209H69V210H70ZM77 209H78V208H76V210H77ZM82 209H83V208H82ZM82 209H81V210H82ZM88 209H90L89 206H88ZM102 209H103L102 212H104V208H102ZM117 209H118V208H117ZM125 209H126V208H125ZM127 209H128V208H127ZM143 209H144V208H143ZM146 209H147V208H146ZM153 209H154V208H153ZM165 209H166V208H165ZM220 209H221V208H220ZM220 209H219V211H220ZM231 209H232V208H231ZM244 209H245V208H244ZM250 209H249V210H250ZM254 209H255V208H254ZM258 209H259V208H256V210H258ZM3 210H4V209H3ZM3 210H2V211H3ZM21 210H22V209H21ZM43 210H45V209H43ZM43 210H42V211H43ZM60 210H61V209H60ZM62 210H61L60 212H62ZM66 210H67V209H66ZM66 210H65V212H66ZM72 210H73V209H72ZM72 210H71V211H72ZM85 210H83V212H84ZM92 210H93V208H92ZM115 210H116V209H115ZM118 210H119V209H118ZM121 210L124 211V209H121ZM131 210H133V209H131ZM131 210H130V212H131ZM135 210H136V208H135ZM149 210L152 211L151 209H149ZM163 210H164V209L160 210L158 213H162V212H163V215H164L165 210H164V211H163ZM168 210H166V211H168ZM170 210H169V213H170ZM202 210H203V209H202ZM208 210H209V209H208ZM211 210L213 211V208H211ZM222 210H225V208H223ZM256 210H255V211H256ZM24 211H25V210H24ZM27 211H28V210H27ZM29 211H30V210H29ZM31 211L33 212V210H31ZM37 211H38V210H37ZM39 211H41V210H39ZM39 211H38V212H39ZM42 211H41V212H42ZM50 211H51V210H50ZM98 211H99V210H98ZM98 211H97V212H98ZM119 211H120V210H119ZM122 211H121V212H122ZM125 211H126V210H125ZM125 211H124V212H125ZM128 211H129V209H128ZM138 211H139V210H138ZM141 211H142V210H140L139 212H141ZM145 211H146V210H145ZM145 211H144V212H145ZM147 211H148V210H147ZM153 211H156V210H153ZM161 211H162V212H161ZM209 211H210V210H209ZM214 211H215V213H216V210H214ZM214 211H213V212H214ZM217 211H218V210H217ZM226 211H228L227 208H226ZM234 211H235V209H234ZM234 211H233V213H235L236 211H238V209L236 208V211H235V212H234ZM239 211H238V212H239ZM245 211H246V210H245ZM245 211H244L243 213H245ZM11 212H12V211H11ZM21 212H22V211L17 212V214H18V215H22L23 213L21 214ZM25 212H26V211H25ZM25 212H24V213H25ZM35 212H34V215H32V213H31V215H32L33 217L36 215ZM67 212H69V211H67ZM77 212H80V211L77 210V211L75 212V213H76V216H78ZM83 212H80V213H79V216H80V217H81V214H82ZM99 212H100V211H99ZM130 212H129V213H130ZM134 212L136 213V211H133V213H134ZM139 212H137V213H139ZM144 212L142 213L143 215H145V213H146V212H145V213H144ZM171 212H172V211H171ZM203 212H204V211H203ZM206 212H207V211H206ZM213 212H212V214H214ZM230 212H231V211H230ZM240 212H241V211H240ZM246 212H247V211H246ZM262 212H263V211H262ZM27 213H28V212H27ZM39 213H40V212H39ZM63 213H64V212H63ZM73 213H74V212H73ZM88 213H90V212H88ZM92 213H93V212H91V214H92ZM126 213H127V211H126ZM151 213H152V212H150V215H151V217H152V214H151ZM154 213H155V212H154ZM156 213H157V211H156ZM227 213H228V212H227ZM231 213H232V212H231ZM233 213H232V214H233ZM236 213H237V212H236ZM236 213H235V214H236ZM247 213H248V212H247ZM247 213H246V214H247ZM260 213H261V212H260ZM260 213H259V214H260ZM0 214H1V213H0ZM5 214H6V213H5ZM5 214H4V215H5ZM17 214H16V217H18ZM29 214H30V213H28V215H29ZM46 214H47V211H46ZM67 214H68V213H67ZM84 214H85V213H84ZM84 214H82V215H84ZM100 214L102 215V213H100ZM140 214H141V213H140ZM142 214H141V215H142ZM167 214H168V213H167ZM167 214H166V215H167ZM202 214H203V213H202ZM210 214H211V213H210ZM212 214H211V215H212ZM257 214H258V213H256V215H257ZM6 215H7V214H6ZM6 215H5V217H6ZM13 215H14V217H15V214H13ZM13 215H12V216H13ZM24 215H25V214H23V216H24ZM41 215H42V214H41ZM41 215H40V216H41ZM51 215H52V213H51ZM51 215H50V216H51ZM61 215H62V214H59L60 217H61ZM63 215H65V214H63ZM63 215H62V216H63ZM70 215H72V214H70ZM96 215H97V214H96ZM101 215H100V217L98 216V220H99V219L102 220V219H101ZM143 215H142V216H143ZM150 215H149V216H150ZM159 215H161V214H159ZM159 215L157 214V216H159ZM226 215H227V214H226ZM229 215H230V214H229ZM243 215H244V214H243ZM251 215H252V214H251ZM1 216H3V213H2ZM7 216H9V215H7ZM36 216L38 217V215H36ZM42 216H44V215H42ZM42 216H41V217H42ZM48 216H49V215H48ZM66 216H67V215H66ZM86 216H88V214H87ZM86 216H84V217H86ZM102 216H103V215H102ZM108 216H109V215H108ZM108 216H107V218H108ZM155 216H156V215H155ZM157 216H156V217H157ZM237 216H238V215H237ZM239 216L242 217V216L240 215V213H239ZM239 216H238V217H239ZM252 216H254V215H252ZM263 216H264V215H263ZM16 217H15V218H16ZM29 217H30V215H29ZM52 217H53V215H52ZM71 217H73V216H71ZM82 217H83V216H82ZM109 217H110V216H109ZM163 217H165V216H163ZM247 217H248V216H247ZM1 218H2V217H1ZM15 218H14V219H15ZM20 218H22V216H21ZM20 218H19V220H20ZM35 218H36V217H35ZM68 218H69V216H68ZM76 218L78 219V217H76ZM88 218H89V216H88ZM104 218H105V216L103 217V219H104ZM110 218H111V217H110ZM154 218H155V217H154ZM157 218H158V217H157ZM159 218H160V216H159ZM209 218H210V219H213L214 217H213V218L209 217ZM209 218L207 217V219H209ZM224 218H225V217H224ZM224 218H223V219H224ZM228 218H229V216H228ZM234 218H235V215H234ZM236 218H237V217H236ZM245 218H246V217H245ZM251 218H252V217H251ZM262 218H264V217H262ZM2 219H3V218H2ZM2 219H1V222H2ZM8 219H9V218H7V219H5V220L8 221ZM10 219H11V218H10ZM10 219H9V221H10ZM12 219H13V217H12ZM16 219H17V218H16ZM24 219H26V217H25ZM24 219H23V221H25ZM33 219H34V218H33ZM37 219H38V218H37ZM39 219H40V221H42V220H43V217H42V220H41V218H39ZM64 219H65V218H64ZM69 219H72V218H69ZM73 219H75V218H73ZM82 219H83V218H82ZM89 219H90V218H89ZM91 219H92V216H91ZM93 219H94V217H93ZM95 219H97V217H95ZM95 219H94V220H95ZM152 219H153V218H152ZM203 219H204V218H203ZM219 219H221V218H219ZM219 219H218V220H219ZM226 219H227V217L225 218V220H226ZM241 219H242V218H241ZM241 219H240V220H241ZM246 219H247V218H246ZM246 219H245V221H246ZM254 219H255V218H254ZM258 219H259V218H258ZM260 219H261V218H260ZM26 220H27V219H26ZM30 220H31V219H30ZM94 220H93L92 222H94ZM98 220H96V221H98ZM100 220H99V221H100ZM153 220H154V219H153ZM157 220H158V219H157ZM201 220H202V219H201ZM205 220H206V219H205ZM218 220H217V222H218ZM228 220H229V219H228ZM240 220H238V222H239ZM262 220H264V219H262ZM262 220H261V221H262ZM16 221H17V220H16ZM20 221H21V220H20ZM27 221H29V220H27ZM34 221H35V220H34ZM34 221H33V222H34ZM46 221H47V220H46ZM50 221H52V219H51ZM61 221H62V220H61ZM63 221H64V220H63ZM72 221H75V220H72ZM78 221H79V220H78ZM96 221H95V222H96ZM109 221H110V220H108V223H109ZM210 221H211V220H210ZM210 221H208V223H209ZM247 221H248V220H247ZM259 221H260V220H259ZM1 222H0V223H1ZM14 222H15V221H14ZM30 222H32V221H30ZM30 222H29V223H30ZM36 222H37V221H36ZM42 222H44V220H43ZM48 222H49V221H48ZM52 222H53V221H52ZM67 222H68V221H67ZM88 222H89V220H88ZM111 222H112V221H111ZM213 222H215V221H213ZM217 222H216V223H217ZM222 222H223V221H222ZM226 222H228V221H226ZM230 222H231V221H230ZM255 222H256V220H255ZM2 223H3V222H2ZM12 223H13V220H12ZM17 223H18V222H17ZM17 223H16V224H17ZM19 223H20V222H19ZM23 223H24V222H23ZM38 223H41V222H38ZM38 223H37V224H38ZM46 223H47V222H46ZM54 223H55V222H54ZM68 223H69V222H68ZM74 223H75V222H74ZM78 223H79V222H78ZM100 223H101V222H100ZM211 223H212V221H211ZM218 223H219V222H218ZM241 223H244V222H241ZM3 224H4V223H3ZM3 224H2V225H3ZM5 224H6V223H5ZM8 224H11V222H9ZM25 224H26V223H25ZM30 224H31V223H30ZM32 224H33V223H32ZM44 224H45V223H44ZM51 224H52V223H51ZM55 224H56V223H55ZM55 224H54V226H56ZM63 224H64V223H63ZM70 224H71V223H70ZM76 224H77V223H76ZM95 224H97V223H95ZM98 224H99V223H98ZM102 224H103V223H102ZM220 224H221V223H220ZM220 224H219V225H220ZM245 224H246V223H245ZM249 224H250V223H249ZM251 224L253 225V223H251ZM262 224H263V223H262ZM262 224H261V225H262ZM12 225H13V224H12ZM19 225H20V224H19ZM34 225H35V224H34ZM38 225H39V224H38ZM38 225H37V226H38ZM42 225H43V224H42ZM46 225H47V224H46ZM46 225H45V226H46ZM49 225H50V224H49ZM77 225H78V224H77ZM217 225H218V224H217ZM219 225H218V226H219ZM222 225H226V224H222ZM232 225H234V224H232ZM246 225H247V224H246ZM0 226H1V224H0ZM21 226H22V225H21ZM25 226H26V225H25ZM47 226H48V225H47ZM50 226H51V225H50ZM58 226H59V224H58ZM64 226H65V225H64ZM78 226H79V225H78ZM82 226H83V225H82ZM82 226H81V227H82ZM85 226H86V225H85ZM90 226H91V225H90ZM90 226H89L88 228H90ZM94 226H95V225H94ZM94 226H93L92 228H94ZM100 226H101V225H100ZM104 226H106V225H104ZM107 226H108V228L110 227V225H107ZM111 226H112V225H111ZM113 226H114V225H113ZM215 226H216V225H215ZM215 226H214V227H215ZM238 226H239V224H238ZM257 226L260 227V223H259V225H257ZM2 227H3V226H2ZM6 227H7V226H6ZM11 227H12V226H11ZM15 227H17V226H15ZM15 227H14V229H15ZM23 227H24V226H23ZM35 227H36V225H35ZM38 227H39V226H38ZM43 227H44V226H43ZM68 227H70V226H68ZM71 227H72V225H71ZM75 227H76V226H75ZM79 227H80V226H79ZM101 227H102V226H101ZM101 227H100V228H101ZM149 227H150V226H149ZM151 227H152V226H151ZM222 227H224V226H222ZM225 227H226V226H225ZM228 227H229V226H227V228H228ZM239 227H240V226H239ZM252 227H253V226H252ZM9 228H10V227H9ZM9 228H7V229H9ZM18 228H20V227H18ZM21 228H22V227H21ZM21 228H20V229H21ZM26 228H27V227H26ZM36 228H37V227H36ZM40 228H41V227H40ZM45 228H46V227H45ZM52 228H53V227H52ZM57 228H58V227H57ZM85 228H86V227H85ZM85 228H84V229H85ZM98 228H99V227H98ZM100 228H99V230H100ZM112 228H113V227H112ZM212 228H213V227H212ZM220 228H221V227H220ZM227 228H226V229H227ZM236 228H237V227H236ZM246 228H247V227H246ZM254 228H255V227H254ZM10 229L12 230V228H10ZM14 229H13V230H14ZM42 229H43V228H42ZM54 229H55V228H54ZM67 229H68V228H67ZM75 229L77 230V228H75ZM82 229H83V228H82ZM106 229H107V228H106ZM186 229H187V228H186ZM186 229H185V232H187ZM206 229H207V228H205V230H206ZM208 229H209V228H208ZM210 229H211V228H210ZM222 229H223V228H222ZM222 229H221L220 231H222ZM249 229H251V227H249L247 230H249ZM259 229H260V228H259ZM261 229H262V226H261ZM16 230H17V229H16ZM16 230H15V231H16ZM26 230H27V229H26ZM26 230H25V231H26ZM63 230H64V229H63ZM63 230H62V231H63ZM65 230H66V229H65ZM72 230H73V228H72ZM72 230H71V231H72ZM88 230H89V229H88ZM110 230H111V229H110ZM115 230H116V229H115ZM149 230H150V229H149ZM151 230H152V229H151ZM156 230H157V229H156ZM187 230H188V229H187ZM190 230H191V229H190ZM195 230H196V229H195ZM195 230H194V233H195ZM211 230H212V229H211ZM214 230H215V229H214ZM214 230H213V231H214ZM216 230H217V229H216ZM245 230H246V229H245ZM245 230H244V231H245ZM253 230H254V229H253ZM255 230H257V227H256ZM263 230H264V228H263ZM263 230H260V231H263ZM18 231H19V229H18ZM39 231H41V229H40ZM45 231H46V230H45ZM58 231H59V229H58ZM58 231H57V232H58ZM74 231H75V230H74ZM81 231H82V230H81ZM85 231H86V230H85ZM100 231H102V230H100ZM103 231H104V229H103ZM105 231H107V230H105ZM111 231H112V230H111ZM113 231H114V230H113ZM188 231H189V230H188ZM202 231H203V230H202ZM206 231H207V230H206ZM236 231H237V230H236ZM238 231H239V230H238ZM241 231H243L242 228H241ZM244 231H243V232H244ZM2 232H3V231H2ZM41 232H42V231H41ZM41 232H40V234H41ZM46 232H47V231H46ZM59 232H60V231H59ZM68 232H69V231H68ZM89 232H90V231H89ZM93 232H96V231H93ZM93 232H92V233H93ZM147 232H148V231H147ZM199 232H200V230H199ZM204 232H205V231H204ZM210 232H212V231H210ZM239 232H240V231H239ZM239 232H238V233H239ZM252 232H256V231H252ZM252 232H250V233H252ZM257 232H258V230H257ZM257 232H256V234L259 233V232H258V233H257ZM37 233L39 234V232H37ZM62 233H63V232H62ZM65 233H66V232H65ZM69 233H70V232H69ZM75 233H76V232H74V234H75ZM82 233L84 234V232H82ZM92 233H89V234H92ZM96 233H97V232H96ZM108 233H109V232H108ZM108 233H107V234H108ZM115 233H117V232L115 231ZM115 233H114V234H115ZM181 233H182V232H181ZM183 233H184V232H183ZM187 233H188V232H187ZM197 233H198V232H197ZM215 233H217V232H215ZM222 233H224V232L222 231ZM246 233H247V231H246ZM250 233H249L248 235L251 236ZM1 234H2V233H1ZM3 234H4V233H3ZM51 234H52V233H51ZM53 234H54V233H53ZM74 234L72 235V237L74 236ZM78 234H79V236H81L80 233H78ZM98 234H99V232H98ZM101 234H102V233H101ZM103 234H105V232H104ZM120 234H121V233H120ZM191 234H192V233H191ZM206 234H207V233H206ZM209 234H210V233H209ZM219 234H220V233H219ZM228 234H229V233H228ZM232 234H237V233L234 232V233H232ZM241 234H243V233H241ZM244 234H245V232H244ZM244 234H243V236H244ZM263 234H264V231H263L262 235H263ZM15 235H17V234H15ZM45 235H47V234L45 233ZM54 235H55V234H54ZM57 235H58V234H57ZM67 235H68V234H67ZM70 235H71V234H70ZM76 235H77V234H76ZM84 235H86V234H84ZM99 235H100V234H99ZM108 235H109V234H108ZM180 235H181V234H180ZM189 235H190V234H189ZM196 235H197V234H196ZM207 235H208V234H207ZM237 235H238V234H237ZM253 235H254V234H253ZM258 235H259V234H258ZM262 235H261V236H262ZM8 236H9V235H8ZM8 236H7V237H8ZM12 236H14V235H12ZM20 236H21V235H20ZM48 236H49V235H48ZM48 236H47V237H48ZM63 236H64V235H61V237H63ZM82 236H83V235H82ZM90 236H92V235H90ZM100 236H101V235H100ZM100 236H99V237H100ZM102 236H103V235H102ZM102 236H101V237H102ZM121 236H122V235H121ZM163 236H165V234H164ZM167 236H168V235H167ZM174 236H175V235H174ZM183 236H184V234H183ZM191 236H192V235H191ZM198 236H199V235H198ZM198 236H197V237H198ZM226 236H227V235H226ZM226 236H225V235L222 236V237H224L223 239H225ZM240 236H241V235H240ZM243 236H242L241 238H244ZM245 236H246V235H245ZM9 237H10V236H9ZM14 237H15V236H14ZM17 237H18V235H17ZM39 237H40V236H39ZM41 237H42V236H41ZM50 237H51V235H50ZM57 237H58V236H57ZM57 237H56V238H57ZM68 237H69V236H68ZM99 237H98V238H99ZM101 237H100V238H101ZM104 237H105V236H103V238H104ZM107 237H109V236H107ZM110 237H112V236H110ZM110 237H109V238H110ZM119 237H120V236H119ZM122 237H123V236H122ZM171 237H173V235H172ZM175 237H176V236H175ZM178 237H181V238H182V235H181V236H178ZM189 237H190V236H189ZM189 237H187V239H188ZM197 237H196V238H197ZM206 237H207V236H206ZM233 237H237V236L235 235V236H233ZM246 237H247V236H246ZM248 237H249V236H248ZM5 238H6V237H5ZM35 238H38V237H35ZM54 238H55V237H53V239H54ZM74 238H75V237H74ZM76 238H77V237H76ZM81 238H82V237H81ZM81 238H79V241H80ZM84 238H85V237H84ZM86 238H87V237H86ZM109 238H108V239H109ZM142 238H143V237H142ZM142 238H141V239H142ZM156 238H158V237H156ZM161 238H163V237H160V239H161ZM181 238H180V240H181ZM185 238H186V237H185ZM198 238H199V237H198ZM203 238H204V237H203ZM212 238H214V237H212ZM229 238L231 239V235L229 236ZM229 238L227 239V237H226V240H224V241H227V240L229 241ZM239 238H240V237H239ZM7 239H8V238H7ZM41 239H42V238H41ZM58 239H59V238H58ZM71 239H72V238H71ZM77 239H78V238H77ZM91 239H92V238H91ZM122 239H123V238H122ZM131 239L133 240V238H131ZM131 239H130V240H131ZM147 239H149V237H147ZM152 239H153V237H152ZM154 239H155V238H154ZM158 239H159V238H158ZM165 239H166V238H165ZM174 239H175V238H174ZM178 239H179V238H178ZM182 239H183V238H182ZM187 239H186V241H187ZM192 239H193V238H192ZM194 239H195V238H194ZM217 239H218V238H216V240L213 239V240H215L214 244L217 242ZM235 239H238V238H235ZM4 240H6V239H4ZM33 240H34V239H33ZM54 240H55V239H54ZM59 240H60V239H59ZM65 240H66V238H65ZM103 240H104V239H103ZM103 240H102V241H103ZM105 240H106V239H105ZM105 240H104V241H105ZM120 240H121V238H120ZM126 240H127V239H126ZM132 240H131V241H132ZM137 240H138V239H137ZM156 240H157V239H156ZM171 240H172V239H171ZM188 240H189V239H188ZM196 240H198V239H196ZM232 240H233V239H232ZM0 241H1V239H0ZM8 241H9V240H8ZM13 241H14V240H13ZM13 241H12V242H13ZM56 241H57V240H56ZM60 241H62V240H60ZM63 241H64V240H63ZM69 241H70V240H69ZM86 241H87V240H86ZM143 241H144V240H143ZM143 241H142V242H143ZM176 241H177V238H176ZM181 241H183V240H181ZM181 241H180V243H182ZM184 241H185V240H184ZM184 241H183V242H184ZM191 241H192V240H191ZM191 241H190V242H191ZM201 241H202V240H201ZM201 241H200V242H201ZM207 241H208V240H207ZM207 241H206V243H207ZM209 241H210V238H209ZM209 241H208V242H209ZM211 241H212V239H211ZM221 241H223V240L221 239ZM234 241H235V240H234ZM1 242H2V241H1ZM3 242H4V241H3ZM9 242H10V241H9ZM17 242H18V241H17ZM17 242H16V243H17ZM38 242H39V241H38ZM48 242H49V241H48ZM52 242H53V241H52ZM76 242H77V241H76ZM88 242H90V241H88ZM94 242H95V241H94ZM111 242H112V241H111ZM111 242H110V243H111ZM121 242H122V243H123V242L125 243V240H124V241L121 240ZM128 242H129V241H128ZM128 242H127V244L125 245V246H127V247H128V245H129ZM133 242H134V241H133ZM135 242H136V241H135ZM147 242H148V241H147ZM158 242H160V241H158ZM164 242H165V241H164ZM168 242H169V241H168ZM177 242H179V241H177ZM218 242H219V241H218ZM13 243H14V242H13ZM24 243H25V242H24ZM27 243H29V242H27ZM46 243H47V241H46ZM53 243H54V242H53ZM66 243H68V242H66ZM82 243H83V242H82ZM85 243H86V242H85ZM96 243H97V242H96ZM100 243H101V242H100ZM124 243H123V244H124ZM150 243L152 244L151 241H150ZM150 243H149V244H150ZM170 243H172V242H170ZM174 243H175V242H174ZM186 243H187V242H186ZM188 243H189V241H188ZM188 243H187L186 245H187V246H188V245L190 246V244H188ZM192 243H195L194 246L196 245V242H193V241H192L191 244H192ZM198 243H199V242H198ZM198 243H197V244H198ZM203 243H204V242H203ZM203 243L201 242V244H203ZM206 243H204V244H206ZM212 243H213V242H212ZM33 244H34V243H33ZM48 244H49V243H48ZM56 244H57V242H56ZM56 244H54V245L56 246ZM74 244H76V243H74ZM78 244H79V243H78ZM119 244H120V243H119ZM123 244H122V245H123ZM134 244H136V243H134ZM138 244H139V243H138ZM142 244H144V243H142ZM146 244H147V243H146ZM149 244H148V245H149ZM151 244H150V245H151ZM155 244H156V243H155ZM158 244H159V243H158ZM158 244H157V245H158ZM161 244H162V243H161ZM182 244H183V243H182ZM184 244H185V243H184ZM204 244H203V246H202V245H201V246H202L203 248H206V246H204ZM217 244H218V243H217ZM1 245H2V243H1ZM3 245H4V244H3ZM7 245H8V244H7ZM17 245H18V243H17ZM17 245H16V246H17ZM36 245H37V243H36ZM40 245H41V244H40ZM49 245H50V244H49ZM57 245H58V244H57ZM68 245H69V244H67V246H68ZM71 245H73V243H72ZM89 245H91V243H89ZM100 245H101V244H98L97 246L99 247ZM105 245H106V244H105ZM110 245H112V244H109V246H110ZM120 245H121V244H120ZM131 245H132V244H131ZM152 245H153V244H152ZM152 245H151V246H152ZM157 245H156V246H157ZM164 245H165V244H164ZM169 245H170V244H169ZM173 245H174V244H173ZM212 245H213V244H211V246H212ZM5 246H6V245H5ZM16 246H15V247H16ZM20 246H22V245L20 244ZM20 246H19V247H20ZM34 246H35V245H34ZM37 246H38V245H37ZM50 246H51V245H50ZM50 246H49V247H50ZM52 246H53V244H52ZM55 246H54V247H55ZM58 246H59V245H58ZM79 246H80V245H79ZM79 246H77V247H79ZM82 246H83V244H82ZM82 246H81V248L83 249ZM84 246H86V245H84ZM97 246H96V248H97ZM107 246H108V245H107ZM129 246H130V245H129ZM135 246H136V245H135ZM138 246H139V245H138ZM142 246H143V245H142ZM144 246L146 247V245H144ZM161 246H162V245H161ZM171 246H172V245H171ZM177 246L179 247V244H178ZM177 246H176V248H178ZM181 246H182V245H181ZM181 246H180V247H181ZM194 246H193V247H194ZM207 246H210V244L207 245ZM7 247H8V246H7ZM11 247H14V246H11ZM17 247H18V246H17ZM29 247H31V246H29ZM35 247H36V246H35ZM40 247L43 248V246H40ZM47 247H48V246H47ZM61 247H63V246H61ZM70 247H71V246H70ZM91 247H92V246H91ZM102 247L104 248V246H102ZM102 247H101V248H102ZM111 247H112V246H111ZM116 247H117V246H115V248H116ZM120 247H121V246H120ZM131 247H132V248H135V247H133V246H131ZM145 247H143V248H145ZM174 247H175V246H174ZM174 247H172L173 250H174ZM182 247H183V246H182ZM202 247H201V248H202ZM1 248H3V247L1 246ZM21 248H22V247H21ZM31 248H32V247H31ZM79 248H80V247H79ZM96 248H95V249H96ZM107 248H108V247H107ZM109 248H110V247H109ZM118 248H119V247H118ZM129 248H130V247H129ZM154 248H155V245H154ZM170 248H171V247H169L168 249H169V250H172V249H170ZM176 248H175V249H176ZM190 248H191V247H190ZM196 248H197V247H196ZM196 248H193V249H195V250H193V251H195V253H196V250H197ZM23 249H25V248H23ZM36 249L38 250V248H36ZM36 249H35V250H36ZM50 249L52 250V247H51ZM57 249H58V247H57ZM65 249H66V248H65ZM67 249H68V248H67ZM67 249H66V250H67ZM85 249H87V248H85ZM92 249H93V248H91V250H92ZM95 249H93V250L95 251ZM99 249H100V248H99ZM110 249H111V248H110ZM120 249H121V248H120ZM122 249H124V248H122ZM135 249H136V248H135ZM146 249H147V248H146ZM148 249H149V247H148ZM158 249H159V248H158ZM161 249H162V248H161ZM166 249H167V248H165L164 250H166ZM168 249H167V250H168ZM178 249H179V248H178ZM182 249H183V248H182ZM187 249H188V248H187ZM199 249H200V248H199ZM13 250H14V249H13ZM13 250L11 249L12 252H13ZM17 250H18V249H17ZM41 250H42V249H41ZM51 250H49L48 252H50ZM68 250H69V249H68ZM79 250H80V249H79ZM79 250H78V251H79ZM100 250H101V249H100ZM115 250H117V249H115ZM131 250H132V249H130V251H131ZM137 250H138V249H137ZM141 250H142V249H141ZM155 250H156V248H155ZM164 250H161L160 252H162V251H164ZM180 250H181V249H180ZM185 250H186V249H185ZM185 250H182L181 252L183 253V252H185ZM190 250H191V249H190ZM202 250H203V249H202ZM2 251H3V250H2ZM22 251H23V253H24V250H22ZM22 251H21V253H22ZM60 251H61V250H60ZM69 251H70V250H69ZM69 251H67V252L69 253ZM72 251H73V250H71V252H72ZM111 251H112V249H111ZM134 251H135V250H134ZM149 251H151V249H150ZM175 251H176V250H175ZM188 251H189V250H188ZM193 251H192V252H193ZM3 252H5V251H3ZM8 252H9V251H8ZM19 252H20V251H19ZM33 252H34V251H33ZM36 252H38V251H36ZM36 252H35V254H37ZM61 252H62V251H61ZM64 252H65V251H64ZM64 252H62V255H63V256H64L65 253H66V252H65V253H64ZM71 252H70V253H71ZM89 252H90V250H88V253H89ZM95 252H96V251H95ZM95 252H94V253H95ZM102 252H103V251H102ZM154 252H156V251H153V253H154ZM197 252H198V251H197ZM9 253H10V252H9ZM9 253H8V254H9ZM52 253H53V252H52ZM54 253H55V252H54ZM57 253H58V255L61 254V253H59V251H58ZM57 253H56V254H57ZM68 253H66V255H67ZM70 253H69V254H70ZM81 253H82V257H81L80 259H82L83 256H84L83 251H82V252H78V255H79V254L81 255ZM85 253H86V252H85ZM99 253H100V252H99ZM110 253H111V252H110ZM115 253H116V252H115ZM118 253H119V252H118ZM132 253H133V252H132ZM158 253H159V252H158ZM185 253H186V252H185ZM185 253H184V254H185ZM2 254H3V253H2ZM2 254H1V255H2ZM8 254H7V256H8ZM11 254H12V253H11ZM11 254H10V257H11ZM14 254H15V252H14ZM16 254H17V253H16ZM25 254H26V253H25ZM35 254H34V255H35ZM50 254H51V253H50ZM50 254H49V255H50ZM71 254H72V253H71ZM74 254H75V251H74ZM91 254H92V252H91ZM95 254H97V253H95ZM144 254H145V253H144ZM154 254H155V253H154ZM156 254H157V252H156ZM156 254H155L154 256H156ZM162 254L164 255V253H162ZM162 254H161V255L159 254L160 257L163 256ZM187 254H189V255H190V254L193 255V254L191 253V251H190V253L188 252ZM1 255H0V256H1ZM5 255H6V253H5ZM21 255H22V254H21ZM38 255H39V254H38ZM45 255H46V254H45ZM45 255H44V256H45ZM47 255H48V254H47ZM47 255H46V256H47ZM52 255H54V254H52ZM62 255H60V257H61ZM80 255H79V256H80ZM98 255H99V254H98ZM114 255H115V254H114ZM122 255H123V254H122ZM124 255H127V254H124ZM128 255H130V254H128ZM128 255H127L126 258H127V259H129V258L131 259L132 257H129V258H128ZM133 255H135V254H133ZM136 255H137V254H136ZM141 255H143V254L141 253ZM146 255H147V256H145V257H149L150 255H152V253H150V255H149V254H146ZM185 255H186V254H185ZM14 256H15V255H14ZM14 256L12 255V257H14ZM23 256H24V255H23ZM42 256H43V255H42ZM44 256H43V258H44ZM54 256H56V255H54ZM54 256H53V257H54ZM71 256H72V255H71ZM76 256H77V254H76ZM106 256H109V255H107V253H106ZM130 256H131V255H130ZM138 256L140 257V255H138ZM138 256H137V257H138ZM152 256H153V255H152ZM152 256H151V257H152ZM4 257H5V256H4ZM15 257H16V256H15ZM37 257H40V255H39V256L36 255V258H37ZM56 257H57V256H56ZM66 257L69 258L70 256L67 255ZM74 257H75V256H74ZM77 257H78V256H77ZM77 257H75V258H77ZM88 257H91V256L88 255ZM101 257H102V256H101ZM110 257H111V256H110ZM110 257H108V259H109ZM114 257H115V256H114ZM116 257H118L117 254H116ZM119 257H120V255H119ZM124 257H125V256H124ZM135 257H136V256H135ZM135 257H134V258H135ZM137 257H136V260H137ZM143 257H144V255H143ZM143 257L138 258V259H139V260H140V259L143 260ZM158 257H159V256H158ZM22 258L24 259V257H22ZM22 258H21V259H22ZM30 258H31V257H30ZM30 258L27 257V259H30ZM36 258L34 259L35 262H36ZM58 258H59V256H58ZM61 258H63V257H61ZM68 258H67V259H68ZM1 259H2V258H1ZM1 259H0V260H1ZM5 259H6V258H5ZM5 259H4V261H5ZM8 259H9V258H8ZM17 259H18V258H17ZM17 259H14V260H17ZM40 259H41V258H40ZM47 259H48V258H47ZM49 259H50V257H49ZM52 259H53V258H52ZM65 259H66V258H65ZM71 259H72V258H71ZM71 259H70V262H71ZM77 259H79V258H77ZM77 259H75V262H76ZM83 259H84V258H83ZM85 259H86V258H85ZM87 259H88V258H87ZM100 259H102V258H100ZM105 259H106V258H105ZM105 259H104V260H105ZM108 259H106V260H108ZM112 259H115V258H113V256H112ZM132 259H133V258H132ZM147 259H148V258H145V260H147ZM18 260H19V259H18ZM25 260H26V259H25ZM31 260H32V258H31ZM44 260H46V258H44ZM54 260H55V259H54ZM63 260H64V259H63ZM72 260H74V259H72ZM94 260H95V259H94ZM106 260H105V262H106ZM110 260H111V259H110ZM115 260H116V259H115ZM124 260H125V259H123V261H124ZM141 260H140V261H141ZM154 260H155V259H154ZM156 260H159V258H158V259L156 258ZM2 261H3V260H2ZM7 261H8V260H7ZM37 261H38V260H37ZM41 261H42V260H41ZM85 261H86V260H85ZM85 261L83 262V260H82V262H83L84 264H86ZM88 261H89V260H88ZM88 261H87V263H88ZM90 261H93L92 258L90 259ZM95 261H96V260H95ZM108 261H109V260H108ZM112 261H113V260H112ZM118 261H120L119 258H118ZM123 261H121V262H123ZM151 261H152L153 263H155V261H153V260H151ZM0 262H1V261H0ZM27 262H28V260H27ZM27 262L24 261V263H26V264H27ZM29 262H30V261H29ZM29 262H28V263H29ZM31 262H32V261H31ZM73 262H74V261H72V263H73ZM75 262H74V263H75ZM82 262L80 261L81 264H82ZM99 262H101V261H99ZM110 262H111V261H110ZM116 262H117V261H116ZM149 262H150V260H149ZM3 263H4V262H3ZM5 263H6V261H5ZM9 263H10V262H9ZM11 263H12V262H11ZM32 263H33V262H32ZM77 263H78V260H77ZM0 264H1V263H0ZM6 264H7V263H6ZM14 264H16V261H14ZM17 264H19L18 261H17ZM22 264H23V260H22ZM29 264H30V263H29ZM103 264H104V263H103ZM107 264H108V263H107ZM114 264H115V262H114ZM118 264H119V263H118ZM121 264H124V262L121 263Z\"/></svg>",
	"mask_w": 264,
	"mask_h": 264
}]
</instances>
